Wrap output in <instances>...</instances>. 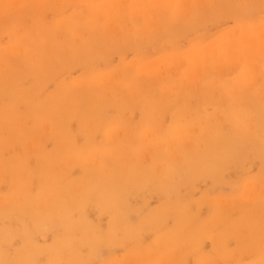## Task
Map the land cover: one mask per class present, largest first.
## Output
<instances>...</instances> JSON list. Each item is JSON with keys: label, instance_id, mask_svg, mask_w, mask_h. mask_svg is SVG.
I'll return each mask as SVG.
<instances>
[{"label": "rangeland", "instance_id": "rangeland-1", "mask_svg": "<svg viewBox=\"0 0 264 264\" xmlns=\"http://www.w3.org/2000/svg\"><path fill=\"white\" fill-rule=\"evenodd\" d=\"M3 1H5V3L8 2V0H3ZM28 1L29 2L27 3V0H26V2L24 4V5H27V7H28L27 11H25L23 8L22 9L19 8L17 10L16 5H15L16 8H14V4L11 1L10 3H8V5L11 4L10 5L11 9H9L10 12L7 14V16H9L8 19H6L4 17L0 18V64H1L0 65V114L1 115H2V113H1L2 109H4L3 110L4 111L3 116L0 115V134L4 135V136L0 135V140H1L0 145H1V143L3 144L0 146V148H1L0 152H3V153H0V155H1L0 168L3 167L2 169H0V177L3 176L2 177L3 179L2 178L0 179V192H1L0 197H2V199L0 198V200H1V202L3 200L6 201V199H7V201H9V200L14 201L13 196L20 197L21 193H23V194L25 193L24 196L25 195L26 196L24 199L27 198L26 200H24V199L20 200V198H23V196L20 197L19 200L18 199L16 200V198H15V200L19 201V202L15 203L16 205L14 207L12 206L10 209H12V208L15 209L13 212H14V214L16 212V217L13 214V212H10L11 213L10 217H0V227L1 226L6 227V228L11 229L12 231L16 232L17 230H20L21 227H24V226L30 227L32 225V224L30 225V222H31L30 217L32 215L30 213H28L26 211V209H21V207H23V206L20 207L19 204L20 205L22 204L25 207L28 205V203H29V205H31V203H33L35 206L40 205L41 207H31V208L32 209L35 208L33 210L34 212L40 211V210H48L51 214L55 209L61 208V207H53L55 205V203H56V206L68 205V204H70L68 201L71 202L74 199H77V198L79 199L81 194H83V195L88 194L86 199H84L85 203H84L83 207H84V211H85L86 220L89 224V229H92L93 231H95V233L98 236L102 237V239L106 243L103 244L101 247H99V249H98L99 251H97V253L95 255L90 253L91 247L89 245H87V243H81L79 246H77L76 255L79 254L81 256L80 258H78V260H75V258H74L76 255L73 256L72 254L68 253V251L62 250L60 258L55 259V260H59L58 263H56V264H166V262H167V264H207V263L208 264H264V263H262V262H264V151L261 150V152H259L260 149L257 150V149H253V148L246 146V149H245V147H243L242 151L239 152L242 155H240L239 153L235 155V157H237L238 155L241 156V157L240 156L237 157L238 158L237 161H235L236 160L235 157H232V159L229 158L226 160L224 157H222L223 155H221V153H220L219 156L218 155L215 156V160L213 161L212 164H208L209 159L208 160L207 159L201 160V158H198V156H196V152L193 149L190 148V150H186V146H184L182 144V145H180L179 148H176V150L178 149L179 152L181 151L180 153L179 152H177V153L186 154L187 156L189 155L188 160H190L193 163H194V161H195V163L198 162V166H197L198 168H196V169H198L199 174H198V171L195 169V171L191 175H187V173L184 171L185 170L184 168H182L183 171L180 174L179 172H181V170H182L180 167H183L182 164H179L175 157L174 158L169 157L170 159H168L167 158L168 152H166V151L164 152V150H163L164 148L161 147L162 149L161 148L159 150L157 149L156 153H158V154L156 155L157 157L155 156V158H154V156H152L149 153L151 144H148L149 141L147 140V138H145L143 136V131L141 130L143 128V126H144V128L147 126L145 128L147 130L146 132H149L148 129L149 128L152 129L153 126H154L153 128L157 127L160 129L161 128L163 129L165 127L166 130L161 129V134L165 133V131H166V133L164 134L165 135L164 137H166V135H167V138H169V136H170L169 131H171V129L175 123H178L179 121L183 122L182 120H184L183 123L185 125L188 124L190 121V123L187 126H189V125L193 126L195 124L194 121L196 122V120L198 119L197 120L198 122H196L198 128L195 127V129L197 128V131L198 130L201 131L200 132V134H201L200 140L198 138L200 135V134L198 135L199 131L197 133L198 143L200 142L202 144H205V142H206V144H208V145L210 144L211 149L213 150L215 145H217V144L211 143L212 139H214V138H213V136H210L211 133L208 136H206V132L210 130V132L212 131V133H214L216 131V133H218V134H223L224 131L227 133H231L232 132V126H231L230 120L232 117H230V114H232L231 112L233 110H234V113H237L238 110H240L242 113H244L243 111L250 112L253 114V117H254V115L259 116L260 112L262 113V111H264V108H262V105H264V57H259L257 60H255V64L257 65L256 71H255V74L256 73L257 74L254 75L255 81L257 79L256 78L257 76L260 77L259 78L260 80L257 79V81H258L257 84H256V82L253 84L252 81L248 82V80L247 81L243 80L241 82V79H242L241 72H242V68H243L242 66H244V65L240 64L241 62H239L238 64H236L234 66V64L230 65V63H228L227 61L226 62L224 61L223 63H216L217 65L215 67L212 65L213 62L209 65V67H210L209 70L207 68L205 71L209 72L211 75L213 74L212 75L213 77L212 76H210L211 78L207 77L210 74L205 76L207 78H204V81L206 79L210 78L209 81L207 80L208 84L206 82L202 81L203 82L202 83L201 81L197 80L199 76L198 77L195 76V80H192V81H194L193 82L194 84H191L192 81L189 80V82H187V80L189 79V76H186L184 74L186 72L184 70H186V69L188 70V72H190L189 62L187 63V60L183 57V55H181V54H183V52L187 51L188 49L190 50L191 46L196 45L197 43L200 44L203 41H205L202 43V45H205V44L207 45V42L208 43L210 42L209 40L213 41V40L220 38L222 36L238 35L241 32L240 31L241 30L240 25L243 24L244 22L253 21L254 24H257V22H258V24H261L262 22H264V15H261V14H264V11H262V10H264V0H255V2L253 1L254 4L250 3L253 8H250L247 10L249 14H247L246 9H245V11H242L243 9L241 10L239 6H236L235 1H237V0H235V1L232 0V2H230V0H216L218 8L217 7H215V9L212 8L215 11V13H213L214 15L212 14V16L214 17V18H212L213 20L211 19L212 16L210 15V13L208 14L205 12H204V14L205 15L208 14V16L206 15V17H207L206 18L205 15L203 14V18H202L201 11H204L203 9L205 7H203V6H206L205 5V4H207L206 0H203V1H205L204 3H203V1L200 3L201 0L200 1L197 0L196 2L194 0H191L194 2V3L191 2L193 4V6L194 7L196 6L195 7L196 10L199 8L198 10L200 11V9H201V11H200L201 14L196 13L197 15H195L191 20H189V21H193V19H194L193 22L194 23L196 22L195 26L197 27L196 28L195 26H192L193 22H191V23H189V24H191V26L189 25L190 29H187L189 27L185 26L186 25L185 18H180V17H182V15L179 17V19L177 18V24H174L170 20V16L164 10L163 11L160 10V9H162V7H160V4L162 5V2H160L159 0H157L158 3H157V1H151L150 4L153 3L152 9H155L156 12H157V10L160 13L162 12L161 16L159 15L158 12H157L158 14H156V15H158L159 18H162L163 20L166 19L168 21V22L167 21H165V22L168 25L167 26L168 29L170 28V30H169L170 32L169 31L163 32L162 28H160V26L157 27V25L153 24V22H152V24H149L150 22H147V21L151 20V17L155 12L154 10H150L151 12L149 13V15H148V12L145 13L144 11L142 13H140L141 10L139 11V13L136 12L137 13L136 14L135 10L130 9L133 7L132 6L133 2H131V0H127V1L124 0L125 2H127V5H124L125 8L127 9V13L129 11V13H131V15L128 13L124 17L121 18L122 20L125 19V27H127V30H126L127 32L126 31H125L126 33L122 32V35L124 34L123 37L120 33L121 30L120 29L118 30L117 24H115L116 20L114 22H112V23H114V25H112V24L110 25L111 21L114 20V19L111 20L112 18H110L111 17L110 15H108L107 17L111 21L106 16H105V19H102L101 17H100L101 19L100 18L98 19V21H100L98 26H97L98 30L95 29L97 31V33L94 31L95 32V34H94V32H93L94 29L92 27H90V23L87 24V22L89 21V15H87V11H85V9H83V8H80L81 9L80 14L77 17V15L75 14V12H76L75 2L73 0H49L50 2H48V4H46L45 3L46 1H45L44 2L45 4L44 5L42 4L44 6V8L41 9L40 11H39V8H37L38 10H35V8H34V6L37 7V4L39 6V3H37L35 5L33 4L34 2L36 3V0L35 1L34 0H31V1L28 0ZM39 1L40 0H38L37 2H39ZM52 1H54V2H52ZM98 1H100V0H98ZM181 1L186 2V0H181ZM182 2L180 3V5L182 4ZM222 2L224 5L222 4ZM196 3L199 7L196 5ZM260 3H261V7H260ZM124 4H126V3H124ZM251 5H249V6L251 7ZM136 6L134 7V9L138 8ZM183 6H184V4H183ZM158 7H160V8H158ZM182 7H180L182 9L181 14L184 15L185 11L183 10L184 8H182ZM207 7H209V9H211L210 6L208 5V6H206L205 11H209V9L207 10ZM258 8L260 10H258ZM213 10H212V12H213ZM18 11H20V12L18 13ZM38 11H39V13H38ZM132 11H133V13H132ZM152 11H154V12L152 13ZM217 12L219 15L217 14ZM245 12L248 15L247 19L244 18L246 16ZM250 12H252V13H250ZM257 12H259V13H257ZM11 13H13V14H11ZM143 13L145 15H143ZM223 13H224V15H223ZM139 14H140V16H139ZM228 14L230 15V17ZM240 14H242V15H240ZM35 15H37L36 18L34 17ZM38 15H40L41 18H39ZM44 15H45V17H43ZM150 15H151V17L148 20H147V18H145V19L143 18V16L149 17ZM162 15H164V16H162ZM25 16H26V20H25V18H23ZM137 16H138V18H137L138 20L136 19ZM209 16H211V17H209ZM216 16H220V17L217 18ZM234 16H236V17H234ZM16 17L19 19L14 21V19H16ZM63 17L65 19H67V23H61L62 22L61 20ZM196 17L199 18V20L196 19ZM208 17L211 19V21L208 19ZM201 18L203 19V21ZM205 18H206V20L208 19V21H205L204 20ZM216 18H217V20L219 19L217 22L215 21ZM220 18H222V19H220ZM240 18L244 22L239 20ZM248 19H250V20L248 21ZM102 20L105 22L107 21L108 24L105 22L103 23ZM101 21H102V24H101ZM138 21H140V22H138ZM169 22H170V25H169ZM24 24L26 26H28L29 29L27 28V30H22L23 26H24L23 28H26ZM130 24H132V25L129 26ZM146 24H148L150 26H148ZM183 24H185L184 25L185 28H184ZM100 25H102V27H101L102 29H104V27H106V29L108 28V35L105 36V38H102V37H104L103 35H101L102 37L101 36L99 37L100 34L98 33V31L99 30L102 31L99 27ZM12 26L16 27L17 33L20 32L19 30H17L18 27H19V29L21 28V30L24 31L23 35H25V36H23V37H25V38H23L22 36H21L22 37L21 39L16 38V36H14L13 33L11 32L13 30ZM140 26H143V27H140ZM30 27H32V28H30ZM110 27H111V30H110ZM136 27L138 29H136ZM154 27H156V29ZM4 28H6V29H4ZM130 28L131 29L133 28L132 31L129 30ZM145 28H148V30H150V31L145 30ZM153 28L157 31H155V30L151 31V29H153ZM173 29H174L175 33L172 31ZM4 30H6L5 33L3 32ZM90 30H92V31L90 32ZM128 30L131 32L132 35L127 36L130 33V32L128 33ZM109 31H110V33H109ZM171 31H172V33H171ZM156 32H158V33H156ZM177 32H179V33L177 34ZM117 33H119L120 35ZM166 34L167 35L168 34H176V36L175 35L167 36ZM90 35L92 36V41L89 40L91 37ZM213 36H215V37H213ZM253 36H255L257 39L259 37L258 35L256 36V34L252 35V37ZM107 37H108V39H107ZM168 37L171 40H168L169 39ZM109 38L112 40L109 41ZM115 38H117V40ZM151 38H152V40H150ZM164 38H165V40H163ZM206 38L207 39L210 38V39L206 40ZM135 39H138V40L136 41ZM41 40L43 42H41ZM115 40L117 41V43ZM143 40H144V42H142ZM147 40H149V41H147ZM79 41H81V42H79ZM103 41H105V42H103ZM166 41L169 44L171 43L170 41H174L175 45L174 44L173 45L176 47L171 46L172 49H174V50L178 49V51H176L177 54L181 53V54H179V59H178L179 60L178 62L179 63L181 62L180 63L181 66H179L180 64L177 63L176 66L175 65L172 66L175 68L172 69V67H170L169 72H167V70L165 71V74L170 73L168 75L170 77H172V80L170 78H167L168 75H165V74H164V76L162 75L164 73V72H162L163 70L161 71L162 74H161V72H159L160 73L159 75L158 74L153 75V74H149V73L138 74L137 66L133 67V64H131V63L136 62V60H138V58L140 60V57H141V59H144L147 55L150 56L151 52H152V54L150 57H152V59L150 57H148V58L146 57V59H144V60L157 61L156 59L159 57H160L159 59H162L163 55H161V54H164V53L166 54V52L169 53V50L171 49V48L169 50L165 49V48L170 47ZM82 42H83V45H81ZM113 42H114V44H113ZM193 42H196V44H193ZM15 43L17 45H19L20 47L22 44L26 43L29 46L30 56L23 58L19 54H17V55L15 54V53H18V51L11 50V51L7 52L4 50L5 47L13 46V45H15ZM84 44H86V45H84ZM110 44L112 45V47ZM115 44L117 46L114 49L113 45H115ZM142 44H144V45H142ZM199 44H197V45H199ZM54 45H55V47H54ZM108 45L110 46V47H108L109 50L110 51L112 50L111 52L107 48ZM148 46H150V47H148ZM166 46H168V47H166ZM262 47H264V46H262ZM104 48H105V50H104ZM146 48L149 50V52ZM71 49L74 50V52H73L74 55H71V53H68V52H70ZM106 50H108L110 53L108 54V52ZM174 50H170V52L174 51ZM92 51H94V53ZM105 51H106V53L102 54V52H105ZM143 52L145 55L147 54L145 57H142V55H144ZM253 52H255V51H253ZM91 53H92V55H91ZM14 54L17 57H15ZM165 54H164V58H165L164 60L165 61L160 62V65H159L160 67L162 66L161 64L164 63V65H166V63H167L166 57H168V54L167 55H165ZM155 55L156 56L159 55V57H155ZM95 56H96V58H95ZM153 56L155 57V59ZM38 58H39V61L38 62L35 61V60H38ZM253 59H254V57H253ZM74 60H76V61H74ZM81 61H82V63H81L82 66L80 64ZM5 63H10V66H9L8 71L3 73L1 69L4 68ZM77 64L79 66H77ZM177 65H178V67H177ZM71 66H74L73 69L71 68ZM218 66H220V67H218ZM111 67H113V68H111ZM212 67H213V70H212ZM163 68L164 67L160 68V70ZM176 68H177V70H176ZM179 68H181V69L179 70ZM194 68L195 69L193 71H191V73L193 72L194 75L196 73L200 74V71L202 69L200 68L201 70L198 73V71H196L197 70L196 68H198V67H194ZM134 70H135V72H134ZM198 70H199V68H198ZM114 71H115V73L116 72H119V73L123 72V74H121V78H122L123 83L124 82H126V84L133 83L135 80H137L135 83H137L138 84L137 86H140V88H142V89L140 90V88H139V92H138V94H136L137 92L134 93L132 91H128L126 88H123L124 84L121 82L122 85H121V83L119 84L120 89L118 88L119 85L117 86L119 91H121V88H122V91L119 92L120 93L119 95H121V94L122 95L121 96L118 95V97H119V99H118V97H117L118 90H116L113 87V86L116 87V85L114 83L108 84V87L104 88V91H103L100 88V86L97 85V82L95 80H93L94 83L92 82L91 90H89V91L85 90L86 91L85 93L83 92V90H81L82 89L81 87L74 88L73 86H71L72 81L75 79H79V78H81V79L85 78L86 79V78L93 77V76L95 77L98 73H99L98 75H104V74H107V72L110 73V72H114ZM174 73H176V75H174ZM191 73H190V77L192 76ZM144 74H146V75L149 74L153 79H154V77H157V78H155L154 80H151L152 78L150 76L149 77L147 76L148 80H146L147 77H146V75L144 76ZM139 75H141L142 78ZM157 75L159 76V78ZM160 75H162L163 79H165V80L169 79V82L165 81V80H163L164 83L161 82L162 77ZM56 76H57V78H56ZM138 77H140V78H138ZM175 77L177 78V80L175 79ZM133 78H135V80L132 81L131 79H133ZM183 78H184V80H183ZM129 79H130V82L127 83V81H129ZM192 79H193V76H192ZM249 79H251V78H249ZM156 80H158V81H156ZM182 80H183V82H182ZM214 80L216 81V84L213 83V82H215ZM146 81H148V82L146 83ZM151 81L152 82L154 81L155 83L154 82L152 83ZM196 81H197V83H196ZM219 81H220V83H219ZM150 82L152 84H150ZM167 82L169 83V87L167 85ZM175 82H177V83H175ZM246 82H248L249 84ZM42 83H44V84H42ZM186 83H188V85ZM204 84H206V86ZM224 84H225V86H224ZM246 84H248V85H246ZM154 85H157V86H154ZM162 85H163V87H162ZM172 85H173V90H172ZM175 85H176V87H175ZM191 85L194 88L193 90H192ZM195 85L198 87L197 92L195 90V88H196ZM215 85L218 87H215ZM219 85L221 86L220 90L218 89ZM185 86H187V87H185ZM200 86L202 88H205V89L201 90ZM209 86H211L210 89H209ZM154 87L155 88L157 87L156 91H155ZM161 87H162V89H161ZM165 87L170 88L169 89L170 91L168 89H166ZM174 87H175V89L177 88L178 91L183 88L182 92H181L182 94L184 93L183 96H182V94H179L177 90L175 91ZM188 87L190 88L191 91H189ZM38 88H39V90H37ZM40 88L42 90H40ZM158 88L161 90V92L158 91ZM179 88H181V89H179ZM67 89H70L69 91H72L70 95H66V92H68ZM150 89H152V90H150ZM114 90H116L117 92L116 91L114 92ZM144 90H145V92L143 95ZM164 90H165V92H164ZM38 91L40 94L42 92L43 93L40 95L38 93ZM76 91H78V93L75 94L74 92H76ZM109 91H111V92H109ZM171 91H172V93H170ZM200 91H201V93H200ZM4 92H5V94H4ZM140 92H141V94H140ZM162 92H164V93H162ZM166 92L169 94H173V95L170 96ZM188 92H189V94H188ZM194 92H195V94L196 93L198 94V95L196 94L198 97L194 94ZM203 92H205V93H203ZM35 93H37V94H35ZM56 93L61 95L60 98L59 97L57 98ZM82 93H84L83 95H86V96L87 95L92 96V97L90 96L91 98H93V99H91V101H90V97L87 96L89 98V101H90L88 103L98 102V100H99V102H98L99 106L97 105V103H95V104L93 103L95 105V107H96V105L99 107V108L98 107L95 108V109L98 108L97 110L94 109V111H96V112H89L87 110L84 111V108L86 107V109H87V107H88L87 106L88 100H84L85 96H83V95H81V96H83L82 98L80 97V94H82ZM108 93H110V94L108 95ZM157 93H158V97H156ZM175 93H178V95L176 94L174 96ZM190 93H192L193 96ZM224 93H225V96H224ZM250 93H252V95ZM38 94L40 96H38ZM73 94H75V95H73ZM78 94H79V96H78ZM151 94H152V96H151ZM237 94H239V98H237V96H236ZM248 94H250V95H248ZM93 95H95V96H93ZM133 95L134 96L136 95L135 96L136 98ZM153 95H155V96H153ZM199 95H200V97H199ZM206 95H208V96L206 97ZM35 96H38L37 100H35L36 99ZM142 96H145V97H142ZM176 96L177 97L179 96V99L181 101L180 100L178 101ZM180 96H181V98H180ZM68 97H69V99H68ZM70 97H73V99ZM87 97L85 99H88ZM94 97H96L95 100H94ZM151 97H153V98H151ZM174 97H176L177 101L174 100V102H173ZM16 98L20 99L21 102L16 100ZM62 98H63V100L65 99V102L63 101L65 104L64 103L62 104V101H61V103H59L57 106L51 105V106H53V108L49 105L55 101H57V102L60 101ZM138 98L139 99L141 98L142 100L140 99V102H139ZM148 98L149 99L151 98L152 101L148 100ZM14 99L16 100L15 105H13L15 102V101H13ZM66 99H68V101ZM109 99L111 100V102H108ZM122 99H123V101H122ZM134 99H136V100H134ZM145 99H146V101H145ZM160 99H162V100H160ZM165 99H167V100H165ZM185 99H186V102L183 101ZM251 99H253V101H251ZM70 100L72 103H69ZM79 100H80V102H79ZM153 100H154V102H153ZM169 100H171L170 103H169ZM75 101L80 103L79 104L76 102L78 105H81V106L84 105L83 109L82 108L80 109V107L77 105L79 107V108H77V110L80 109V111H78V112L75 108L76 107ZM187 101L189 104V108L187 107V109L191 108L190 111H188V110L186 111L185 105H187ZM10 102H12V104ZM57 102H56V104H57ZM81 102H83V105ZM114 102H115V105H114ZM151 102H152V104H151ZM155 102H156L157 106H155ZM157 102H159V103H157ZM171 102H172V104H171ZM178 102H180V104L182 102V105H181L182 108L185 107V108H183V109H185L183 111L181 106H179V108H180L179 114H181L182 111L184 113V114L182 113V115H180L181 118L178 117L179 114H178V116H176V113H178L177 111L179 109L177 110L176 106L173 105L176 103L178 106ZM240 102H242V104H243L242 108L244 107V109L241 108ZM86 103H87V105H86ZM105 103H107L106 107L102 106L103 104L105 105ZM122 103L124 104V106ZM255 103H257V104H255ZM25 104H27V105H25ZM30 104H32V105H30ZM93 104H90L89 107L90 106L93 107ZM100 104L103 108L100 106ZM145 104H147V105L150 104L148 106L146 105L149 108V112L147 111L148 110L147 107H146L147 109H145V107H144ZM253 104L257 105L255 107L258 110L254 111V108H253L254 105ZM21 105H23L25 107H23ZM60 105H63V106L69 105V106L68 107L66 106L63 109V107H60ZM117 105H119V106L115 107ZM120 105H122L123 107H120ZM167 105L168 106L170 105L169 111L166 110V108L168 109ZM171 105H173L174 107L172 108ZM5 106H7L8 109L14 107L16 109V111L14 109L15 113L12 111L13 113L10 112L11 115H10V113L8 114L7 113L8 110H7V108H5ZM16 106H17V108H16ZM43 106H45V107H43ZM54 106H55V109H54ZM258 106H259V108H258ZM46 107L47 108L50 107V109L48 110ZM92 107H90V108H92ZM110 107H112V108H110ZM217 107H219V108H217ZM65 108H66V110H65ZM69 108H70V110H69ZM90 108H89V110H90ZM116 108H118V109L120 108L121 110H118V109L115 110ZM45 109H47V111H49V113ZM59 109L64 110L65 114L61 113L62 110L60 111ZM142 109H143V111L145 110V112H148V113L145 114V112H143ZM150 109H151V112H150ZM172 109L174 110V112ZM261 109H262V111H261ZM57 110H59V113L62 115L59 116V113ZM98 110H99V112H98ZM52 111H54V112H52ZM170 111L173 113L170 114ZM30 112H32L31 114L33 115L32 121H31L32 115L30 114ZM50 112H52V115ZM74 112L79 113V115L74 113ZM85 112H87V114ZM97 112H98V114H97ZM101 112L103 113V116H101V114H102ZM186 112H188L189 114L187 113V115H186ZM228 112H229V114H228ZM4 113H5V115H4ZM45 113H48V115H50L51 118L54 119L53 123L51 121L52 119ZM54 113H56V114H54ZM143 113L146 116V119L144 118L145 116H143ZM200 113H202L203 115ZM24 114H27V115L30 114L31 116L29 115L28 117H25L26 118L25 119L23 117ZM80 114H82V115H80ZM99 114H100V117L99 116L97 117V115H99ZM120 114H122V116ZM37 115L39 118L37 117ZM71 115H72V120H70ZM76 115H78L77 119L74 118V117H76ZM85 115L93 116V118L91 117L92 119L89 118L90 122L86 121V120H88V117L85 119ZM44 116H46L45 117L46 120H44L45 119ZM62 116L64 118H62ZM174 116L178 117L179 119L178 118L177 119L179 121L176 120L173 123V121H174L173 119L175 118ZM196 116H200V117L194 118ZM203 116H204V119L200 120V118H203ZM222 116H224L225 118L223 119ZM232 116H233V114H232ZM16 117H17V119H16L17 121H14ZM18 117H19V119H18ZM65 117H67V118H65ZM95 117H97L96 119L100 118L98 120V122H100V120H103V119L106 120V118H107V120L109 119L114 124L115 123L121 124L122 121L125 120L126 126L121 124L122 126L120 125L119 128H117L119 125L117 126V124H115V126H116L115 127L114 124L110 122L112 124V126L115 127V129H113V130H115L116 132H117V130L122 131V133L120 132L121 135H119V132H117V134L115 133L116 136L118 135L117 137L115 136L114 133H112V135H114L116 137V140L118 138L117 141L122 139L121 141L118 142L119 144L117 143L116 140H114L115 138L114 139L110 138L112 143L114 141V145L117 143L118 144L117 146H119V147L113 146V145L109 147L111 141L108 140L106 142L107 138L105 136H107V135H105V134L108 131V129L106 130V128H107V126H108V128H110L111 124H109L108 122H106V123H108V125L103 124V123H105V120H103V123L101 125L99 124V126L101 128H103L104 132L105 131L106 132L105 133L102 131L99 132V130H102V129H98L97 130L98 132L96 131L97 132L96 134L93 132V134L91 135V133H92L91 129L94 128L93 130H96L97 128H99L97 126L98 122H96V124H95V121H97L95 119ZM120 117H121V119H120ZM73 118L75 119V121L73 120ZM151 118H153V119H151ZM242 118L248 119L247 116L245 115V113L242 114ZM259 118H260V116H259ZM10 119L13 121V123H12L13 128L11 127L12 128V129L10 128L11 130L8 129L9 125H10L9 123H11ZM49 119H50V121H49ZM147 119H148V121H149V119L151 121L153 120L152 124L150 121L148 122ZM191 119H193V121H191ZM20 120H22V122L24 120L25 122L22 123ZM37 120H38V122H37ZM40 120L42 122H44V121L45 122L43 124L41 123L42 125H40V122H41ZM59 120H61V121H59ZM65 120L67 121L66 122L67 126L64 122ZM206 120L210 124H208L206 122ZM210 120H212V122ZM18 121H20V122L18 123ZM47 121L51 122V123H49L50 126L52 124H54V125L56 124V125L55 126L52 125L50 127L48 125ZM57 121L60 122V125H61L62 121L64 122V125L62 124L64 129H68L69 124L71 122H73L70 125L71 127L67 130L68 136H67L66 131H64V133H66V135L64 133H62L63 131L59 132L62 128V125L60 126ZM83 121H85V122H83ZM93 121H94L93 125L97 126L96 128L92 124H88V123H91ZM120 121H121V123H120ZM247 121L252 123L251 119H249ZM15 122H17V123H15ZM33 122L34 123L36 122V123L34 124L35 126L34 125L32 126L33 127L32 129H34V127H35V129H36V127L40 128V129L37 128L39 130H36L35 133H34V130L30 129ZM128 122H129V124H127ZM144 122H145V124H144ZM147 122L149 125L151 124L152 126L151 125L148 126L146 124ZM220 122L222 124L225 122V124H223V126H221ZM37 123H39V124H37ZM46 123H47V125H46ZM160 123H162L163 125ZM13 124H15L16 126ZM76 124H77V127H76ZM79 124H81V125L84 124V126H80ZM86 124H88L89 126L92 125L93 128H92V126L90 128ZM123 124H124V122H123ZM19 125L21 126L20 127L21 131L24 130V128L22 129V127L25 126L24 132L27 133V134L22 133L23 134V138L21 137L22 139L20 138V136H22V135H20L21 133L17 134L18 132H16L17 130H19V129H17L19 127ZM37 125H40V126H37ZM58 125H59V127H58ZM127 125H130V126L127 127ZM206 125H209V127ZM225 125H226V127H227V125H228V127L230 125L231 129H230V127H229V129H228V127L226 128ZM45 126H48V127H46V129L48 128L47 130H45ZM86 126H88L87 130L91 131L90 134H86V135L93 136V138L90 136L91 138H87V139L94 140V138H95L94 136H96V139L93 141L95 143H91L92 145L93 144L94 145L91 146L89 143V150L93 149L92 151H95L96 153L98 151L97 155L100 156V160L105 157L104 160L102 159L103 162H105V163L104 164L100 163L99 165L102 164L104 166L106 164V166H105L106 168H108V166L111 165L112 167L110 166L109 168H111V170L117 172V175L114 174L115 172L113 174L116 175L118 178L125 177L124 176L125 171L127 173L126 176L132 172L129 168H126L125 165L127 167H130V166H128V164H131L129 161L131 159L135 160V158L138 161L135 160L134 165H133L134 167L131 166V168L136 169V167L138 166L137 168L140 169L142 166H139V164H142L143 169L141 168V171L146 168L145 165L148 166V164H149V160H147L148 158H150V160L156 159L157 162L153 161L154 165L156 163L159 164V165L156 164L155 165L156 167L164 166L165 161H166V164H169L168 168L170 170H171V168H173L175 166V168H173L174 170H171V171L169 170L170 173L172 172V174L169 173L170 178H169V176H167L168 180L166 179V176H164L165 178L163 177V183H162V175L161 174H157L155 176L156 172L159 173L158 170H160L162 168L159 167L158 170L156 168L155 169L156 171H154L155 174L152 175L154 173L153 169L155 168V166L153 164H151L152 161L150 162L149 166H150L153 173L152 174L150 173V175L148 174V172H151V170L148 169L149 166L144 170V171H146L148 169V171H147L148 175H145L146 173L144 171L143 172L145 174L142 172V174H144L147 179L144 178L145 176L143 177L142 174L140 175L141 172L140 173L135 172V173H137V175L139 173L140 176H138V178L139 177L141 178V176H142L144 178V179L143 178L142 179L145 181L143 182L142 188L139 190L132 188L131 184H130V186L128 185V187L130 188V191L127 192V194H125L124 203L122 205L124 212H125V215H126V219H123L124 222L120 223L119 225H115V223H113L111 212L109 210H107L105 207H103L104 205L101 202V198L99 196H97V193H96L97 190L95 189V187H93L94 185L105 182L104 180H106V176H103L104 174L101 175V173L99 174V171H101V169H103L102 165H101V169L98 172H96L97 174L95 173L94 170H93V172H89L92 169H94V168H92L91 165L94 163V167L96 164L98 166L99 162L97 159H95L96 158L95 152L91 153V154H94L93 156L95 157L92 159L93 162L91 160V158L93 156L90 155V153H89L90 151H88V153H89L88 155L86 154L87 152L86 153L84 152V151L88 150V146H87L88 140L85 137L83 139V136H85V134H83V131H84V133L87 131L85 128ZM103 126H105V127H103ZM131 126H132V128H131ZM220 126L223 129H221ZM5 127H7V128H5ZM14 127L16 128V130L14 129ZM49 127L51 129H52V127L53 128L56 127L59 130H57L56 134L52 135L51 134L52 131L51 132L48 131V130H51V129H49ZM82 127H83V130H81ZM114 127H112V128H114ZM206 127L209 129H207ZM75 128L78 129L82 133L81 135H83V136H81L80 133L74 134L77 132ZM168 128L170 130H168ZM204 128L206 130H204ZM26 129H28V131ZM64 129H62V130H64ZM70 129L73 130V134H74L73 136L78 135L79 138L71 136L72 133H69ZM122 129H124L126 131H123ZM127 129H128V131H127ZM218 129H219L220 133L217 132ZM2 130H3V132H5L4 134L1 132ZM13 130H15L14 133H13ZM20 130H19V132H21ZM44 130H45V132H44ZM72 130H71V132H72ZM131 130H133V131L131 132ZM139 130H140V132H139ZM29 131L30 132L32 131L31 134ZM42 132H43V134H42ZM87 132H89V131H87ZM123 132H125V133H123ZM133 132H135V133H133ZM136 132H138V134L140 133V136H141L140 139L141 140L137 139V138H139V135L136 134ZM202 132H204V133H202ZM6 133H8V134L13 133L12 134L13 138L10 136L12 138V140L11 139L9 140V136ZM58 133L64 134L62 137L65 136L69 140V142H68V140L64 141L66 138L61 139L62 137ZM99 133H101V135ZM236 133H239V131L237 129H236ZM39 134H40V136H38ZM124 134H125V136H124ZM244 134L246 136H249L246 133H244ZM25 135H26V137H25ZM57 135H58V138L56 139L55 136H57ZM103 135H105V136H103ZM132 135H133V137L131 138ZM145 135H147V134L145 133ZM29 136H32L31 139ZM53 136L55 137L57 143L54 141ZM59 136H60V138H59ZM98 136L100 139L98 138ZM123 136L126 137L127 140L133 139L132 141L135 142L134 146H129V145H132L133 142L130 140L131 141V144H130L129 140L128 141H126V139L123 140L124 139ZM226 136H227V134H226ZM242 136L244 139L246 138L244 135H242ZM2 137L5 138V140L7 139L9 142H7V140L3 142L4 139L2 140L1 139ZM14 137H16L15 140H14ZM49 137H52V141ZM70 137H72V138H70ZM77 138H78V140H76ZM112 138H113V136H112ZM23 139H24V141H23ZM38 139L42 140V141H40L41 142L40 144H42V145L39 148H38V146L36 147L34 145L35 143H37L39 141ZM202 139L205 141H203ZM17 140H19L20 142ZM25 140H27V141L31 140L32 142L29 141V143H28ZM43 140L45 142H43ZM46 140H48V141H46ZM58 140L61 141V143H62L61 145L58 142ZM139 140H140L141 146L139 145ZM76 141H77V144L75 143ZM144 141H146V143ZM124 142H125L124 145H126L125 149L122 147L121 150H119V148L122 146V144ZM126 142H128L129 145ZM23 143H25V144H23ZM68 143L70 145L69 149H68ZM29 144H32V146L30 145L31 146L30 148H29ZM56 144H59L61 146V148H59L60 147L59 145H58V147H56ZM24 145L26 147H28V148H26L27 150L25 148H23V147H25ZM127 145H128V147H130V148L132 147V148L131 149L128 148L129 150H127ZM142 146L144 148H142ZM145 146H147L148 148ZM181 146L184 147V149H183L184 153L180 149V148H182ZM76 147H77V149H75ZM103 147L105 149L106 148L108 149V147H109V149H111V151L108 150V152H107L106 151L107 149L106 150L103 149V151H106L105 155H104L103 151H102ZM112 147H114L113 151H112ZM136 147H139V148H136ZM42 148L45 151H42L43 150ZM56 148L58 149V151L61 152V154L58 151L56 153L54 151H52L53 149L56 150ZM65 148L67 149L66 152L64 151V150H66ZM116 148H118V150ZM133 148H136L139 151H136V149H133ZM34 149L36 152H39L38 154H36L37 156L35 155L36 157L34 155H32L34 153L33 152ZM37 149H38V151H37ZM132 149L135 153L133 151H132V153H129L130 150H132ZM142 149H144V150H142ZM147 149H149V150H147ZM187 149H189V147H187ZM28 150L29 151L32 150L31 154L29 153ZM69 150L70 151L72 150V153L76 154L73 157L75 159V160L73 159V161L71 159L72 154ZM100 150L102 151L101 153L103 154V156L99 152ZM116 150L119 154L117 152H115ZM122 150L123 151L127 150L128 151L127 155ZM140 150L144 151L145 153L147 150V153H149L150 156L148 157L147 156L148 154L144 155V153ZM160 150H162L163 152ZM40 151H41V153H40ZM110 152H112L113 155L116 153V155H114V157H110V156H112ZM138 152H140V154ZM160 152H162V154ZM66 153L71 154V156L69 154L70 159L69 158L65 159L68 157V156L66 157ZM81 153H83L82 156H80ZM128 153L130 155H128ZM163 153H164V157L161 156V155H163ZM135 154H137V155H135ZM49 155H52L55 158V159H53V162H52V156H49ZM83 155H85V156H83ZM117 155L119 156V158L122 157V158H120L122 162L120 161V159L118 157H117L118 159L116 158ZM131 155H133V156L131 157ZM141 155L142 156L144 155L143 158H145L146 156L148 158L146 157L147 159L145 158L143 160L144 162H142L141 160L143 158ZM44 156H48V158H46ZM76 156H77V159L75 158ZM101 156H102V158H101ZM106 156L107 157L109 156L108 157L109 159H106L107 158ZM134 156H135V158H134ZM2 157H3V159H5V158H6V160L8 159V161L13 160L11 158H14L15 163H14V160H13V162H9L10 165L14 164V166H15V167H12L13 169L11 171L9 170V167L7 166L9 164H7V165L3 164V163L6 164L7 161L3 160ZM17 157L19 158L20 163H19V160ZM42 157H44V160H46V161H42L43 163L41 162ZM56 157H57V159L59 157H61V158H59L61 160L58 159L60 162H57L58 160L56 159ZM62 157H63V159L67 160L68 163H65L67 161H62ZM84 157L87 158V161L85 159L83 162L82 159H84ZM88 157H90V158L88 159ZM124 157H126V158H124ZM139 157L141 158V160H139L140 159ZM162 157H163V159H162ZM32 158H34V159H32ZM110 158L112 160L114 159V161L118 160V162L116 164V165L119 164L118 167L115 165V163L113 164L114 161L110 160ZM158 158L159 159L161 158L160 160H162V161L160 162L159 160H157ZM233 158H235V159H233ZM37 159H39L40 161L38 160V162H37L36 161ZM49 159H51V161ZM80 159L83 163L86 162V166H87V164L90 165V167L89 166L88 167L92 168V169L90 170L89 168H87V170H86V167L84 166V170H82L83 168H81V167H83V165H85V164L82 165ZM128 159H129V161H127ZM173 159H175L174 160L176 162L175 164L172 161ZM194 159H196V160H194ZM199 159L202 162V163L200 162V164H199ZM21 160H24V161L21 162ZM133 160H131V162ZM167 160H168V162H167ZM74 161H76L75 165L73 164ZM89 161H91L90 163H92V164H90ZM145 161L146 162L148 161V163L144 164ZM217 161L219 162V165L216 164ZM231 161H233V162H231ZM240 161H241V163H239ZM48 162H50V163L48 165H46ZM69 162H72V163H69ZM109 162H110V164H108ZM171 162H172V164H174V166H172ZM206 162H207V164H206ZM236 162H238V164ZM17 163H19V164H17ZM76 163H79V164H76ZM80 163H81V165H80ZM214 163L216 164V167H215ZM223 163L224 164L226 163V165L224 167L222 166V165H224ZM28 164L30 166H32L33 169H31V167ZM39 164H42V166L40 165L39 168H35V166L38 167ZM177 164H179V165H177ZM201 164L202 165L204 164V165L202 166ZM220 164H222L221 167H220ZM16 165L17 166L19 165V167H20V165H21V167L24 166L23 168L20 167L22 170L21 172H20V168L17 170V173L20 172L21 176L16 175V172H15L16 171L15 169H17ZM27 165L29 166V169H27L28 168ZM50 165H52L54 167L51 168ZM151 165H153L152 166V167H154L153 169H152ZM196 165H197V163H196ZM199 165H201V166L199 167ZM11 166H13V165H11ZM57 166H58V168H56ZM45 167H46V169H44ZM105 167H104V170L106 169ZM119 167H120V169H118ZM165 167H167V165ZM208 167H210V169H208ZM41 168L43 169L42 171L45 170L44 171L45 174H46V172L49 173V171L51 173H53L52 175L55 174L53 176L54 178L52 177L54 182H52V180L50 179L51 173L48 175L46 174L45 175L46 177H43V179H42V177H40L41 179L38 178V174L44 176L42 174L44 172L41 171ZM54 168H55V170H54ZM98 168L95 167L96 171ZM121 168L123 169V171ZM124 168L129 169L130 172H128L126 169L124 170ZM23 169H25L26 171H24ZM52 169H53V171H51ZM138 169H136V171ZM217 169H219V170H217ZM85 170H86V172L84 173V175H85L84 176L83 172ZM106 170H108V169H106ZM201 170H202V172H201ZM3 171L5 172V174ZM28 171H30V172H28ZM37 171H39V172H37ZM103 171H101V172L104 173ZM208 171H209V173L211 171L212 174L211 173L209 174ZM214 171H215V173H214ZM108 172H110V171L108 170L107 173ZM195 172L197 173L198 177L196 176ZM206 172H207V176H202V175H206L205 174ZM13 173L15 174V176L17 178H19L21 180L18 181V179L16 177H14ZM110 173H108V174L110 175ZM121 173H123V174H121ZM135 173H134V175H136ZM178 173L183 177H179ZM200 173L202 175H200ZM29 174H30V177H29ZM119 174L122 176H120ZM173 174H176V175H173ZM184 174H186V175H184ZM4 175H6V177ZM9 176H10V178H9ZM35 176L37 177V179ZM47 176H49V177H47ZM102 176L105 177L104 180H103ZM158 176H159V179L161 177V179H160L161 184L158 183L159 182ZM82 177H83V179H82ZM98 177L100 180L98 179ZM7 178L10 179L9 182H8ZM14 178L17 179V182L21 183L20 181H22L24 183L19 186V184L15 181ZM86 178H89V179H86ZM179 178L181 181L183 180V183L180 184L181 181L179 180ZM48 179L51 181V183L48 181ZM69 179H70V183L74 182L72 186H70L71 185L70 183L68 186L67 180L69 181ZM150 179L151 180L153 179V180L151 181ZM164 179H166L167 181ZM170 179H171V181H169ZM75 180L79 181V182H77V185L75 184V182H76ZM83 180H84V182H83ZM88 180H89V182L90 181L91 182L89 183ZM178 180L180 181L179 183L177 182ZM38 181H42V184L39 183ZM47 181L50 185V186L48 185L49 187H47V184H46ZM85 181H87L86 186H84ZM122 181L123 180H121V182ZM164 181L170 182V183L167 185L166 183H164ZM174 181H176V182H174ZM10 182L14 183V184L16 182L18 185L15 184L14 187L19 186L20 188L15 187L16 188L15 189L13 187V184H11ZM171 182H173L174 184H172ZM184 182L187 183V185L183 186L182 184H184ZM252 182L254 183L255 186H257L259 188V189H256V190H258V192H259V190H261L260 195H259V199L256 202H252L251 197L247 196V195H246L247 196V199H246V196L244 197V193H243L244 189H245L244 186L247 185V183L249 184ZM8 183H10V184H8ZM25 183H26V185H25ZM43 183L46 184L47 188H50V189H47L45 187V189L47 190V193L45 191L44 194L45 193L46 194L44 196L41 194V190L44 191V186H45V184H43ZM78 183H79V185H78ZM80 184H81V186H80ZM152 184L153 185L155 184V187ZM162 184H164V185H162ZM165 185H167V187L163 188L162 186H165ZM169 185H171V186L169 187ZM181 185H182V187H181ZM8 186L10 187V189ZM30 186H32V187L30 188ZM77 186L82 188L81 192H79L80 188ZM82 186H84L85 188ZM179 186H180V188H178ZM38 187H39V190H37ZM78 188H79V190H77ZM154 188L157 191H155ZM159 188H162V189H159ZM240 188H242V189H240ZM18 189L21 190V191L19 190L21 193L17 192ZM29 189H31V191ZM52 189H53V191H55V190L56 191L55 192L52 191L53 192L52 193L51 192ZM179 189H180V191H179ZM35 190L40 192V193H38V192L37 193L41 194L43 197H41V195H38ZM49 190H50V192H49ZM7 191H9V192H7ZM32 191H34L35 193L33 192L34 194H32ZM145 191H147L146 192L147 194L145 193ZM153 191H155V192H153ZM238 191L241 193H238ZM5 192H7V193H5ZM30 192H31V194H30ZM48 193H49V195H47ZM50 193H52V195H54V194L58 195L59 194L60 197H58L56 195V196H54V199H53V197L49 199V197L52 196ZM175 194H177L176 198L174 197ZM30 195H32L30 198L34 199L33 202H31L32 199L30 201V198H28ZM33 195H35V198L33 197ZM7 196H8V198H7ZM11 196L13 199L11 198ZM45 196H47V197H45ZM9 197H10V199H9ZM207 197H209V198L211 197L214 201H218V198H219V201L221 200L220 198H222L223 201H224V199H227L229 201V205L232 201H234V202L231 203L233 205H230V206L228 204L226 205L228 210L226 209V206H224V205H222L221 207L219 205V208H220L219 209L217 203L214 202L217 205V208H216V205L213 204V200L209 199ZM44 198L45 199L47 198V199H46V201H44V203H42L41 200L42 199L44 200ZM58 198H60L62 202L67 203V204H64L60 201V205H59V202H55V200ZM127 198H129V201ZM214 198H217V200ZM35 200H38L37 203H35L36 202ZM13 201L12 202L10 201L9 203L7 202L8 205L12 204ZM20 201H21V203H20ZM26 201H28V202H26ZM47 201H49V202H47ZM204 201H205V203H204ZM191 202L194 205L190 207ZM181 203H183L184 205ZM172 204L174 205L173 207H172ZM180 204L183 206H181ZM196 205H198V206H196ZM176 206H177V208H179L181 206L179 208L180 210L175 208ZM188 206L191 209L190 211L191 212L193 211L192 213L191 212L188 213V211H189L187 208ZM16 207H18L19 210H17ZM192 207H196V208H192ZM214 207L216 208V210L219 209L218 210L219 213H218V211L216 212L218 217L214 213V211H215ZM26 208L28 209L30 207H26ZM66 208L67 209L71 208L72 210L75 208V211H73V213H75V215L73 214V218L78 217L76 215V213H77L76 209L78 208V207H76V204H73L70 207L66 206ZM4 209L10 210L8 208H4ZM174 209L175 210L177 209L176 214H175ZM182 209H183V211H182ZM194 209L196 210L195 213H194V211H195ZM0 210H2V209H0ZM18 212H19V214H18ZM178 213H179V216H178ZM180 213H182V214H180ZM52 214H54V213H52ZM187 214H188V216H187ZM192 214L194 215L193 217H192ZM156 215L158 217H156ZM173 215H175V216H173ZM145 217H147V218L150 217L153 221H154V219L157 221L159 219V217L161 219L163 218L161 220L162 225L160 223L159 226L156 225V226L152 227L151 225H145L138 220V218H145ZM174 217H176V218H174ZM178 218H179V220H178ZM239 218H240V220H239ZM28 219H29V221H28ZM188 219H190V220H188ZM197 219L200 221L198 222ZM195 220L198 223H197V225L194 226ZM1 221H2V223H1ZM11 221H12V223H11ZM212 221H213V223H212ZM187 222L190 224H188ZM200 222L202 223V225L199 226V224H201ZM23 224H25V225H23ZM125 224H127V225H125ZM129 224L138 225V228L133 230V232H134L133 235H130V232L127 230V226ZM185 224H187V225H185ZM14 225H16V226H14ZM196 226H199V227H196ZM203 230H205V231H203ZM111 234H112V236H111ZM205 234H207V235H205ZM87 235H89V232L86 228L79 227V228H76V229L72 230L71 232H69L68 229H66L65 226H63V224L51 223L48 226H46L45 229L42 228L41 230L33 231L31 244L37 246L38 248H44V249L48 250V249H52V247L56 244V242L60 238H63V237L67 238L68 236H70V237H74L77 239V238H82V237L87 236ZM160 235H162L161 236L162 239L160 238ZM113 236H115V238H114V239H116L115 241H111ZM19 237H20L19 235L18 236L14 235L11 242L5 241L2 243V251H4V253H6V255L8 257H13L15 255L14 251L16 252L17 249H18L17 251H19L21 248L24 247V243H23L22 239ZM222 240H224V242ZM180 241H181V244H180ZM21 242H22V244H21ZM169 242L171 243V245ZM187 242H189V243H187ZM189 244H190V246H189ZM161 246H164L165 248H163ZM172 247L174 248L173 249L174 251H172ZM160 248L163 249L162 251L159 250L161 252V254L163 255V258L167 259L165 261V263L163 261H160L161 258L156 259L153 256H149V254L151 255V253L157 252L158 249H160ZM185 248H187V249H185ZM14 249H16V250H14ZM228 249H229V251H228ZM152 250H154V252ZM159 251H158V253H160ZM146 253H148V256ZM137 254H139V256H143L144 262L141 260L135 259V257L138 256ZM178 258H179V260H176ZM173 261H175V262H173ZM32 264H55V261H51L46 254H43L42 256H40L39 259H36V260L34 259L32 261Z\"/></svg>", "mask_w": 264, "mask_h": 264}, {"label": "bare ground", "instance_id": "bare-ground-1", "mask_svg": "<svg viewBox=\"0 0 264 264\" xmlns=\"http://www.w3.org/2000/svg\"><path fill=\"white\" fill-rule=\"evenodd\" d=\"M12 1V3L14 4V8H16L17 7V10L20 8V9H24L25 11H27L28 10V7H27V5H24L25 4V2H26V0H8V2H6L5 3V1H3V0H0V18L1 17H4V18H6V19H8V17L9 16H7V14L10 12V10L9 9H11V4L10 5H8V3H10ZM31 1V0H30ZM35 1V0H34ZM38 0H36V3L34 2L33 4L35 5V4H37V3H39V6H38V4H37V7H35L34 6V8H35V10H38L37 8H39V11L41 10V9H43L44 8V4L46 3V4H48V2H50L49 0L47 1V0H40L39 2H37ZM46 1V2H45ZM74 2H75V8H76V12H75V14L77 15V17L79 16V14H80V8H83V9H85V11H87V15H89V21L87 22V24L88 23H90V27H92L94 30H93V32L95 31L96 33H97V31L96 30H98V24H99V22L100 21H98V19L101 17L102 19H105V16L107 17L108 15H110L109 17L110 18H112L111 20H113V21H111L108 17V19L111 21V23H110V25L112 24V25H114V23H112V22H114L115 20H116V22H115V24H117V27H118V30L120 29L121 30V35H122V32H125L126 30H127V27H125V19H121L122 17H124L126 14H128L129 13V11H128V13H127V9L125 8V6L124 5H127V2H125L124 0H100V1H98V0H73ZM127 1V0H126ZM151 1H157V0H131V2H133L132 4V8H130V9H133V10H135V13L137 12V13H139V11L141 10V12L140 13H142L143 11L145 12V13H147L148 12V15H149V13L151 12L150 10H154L155 11V9H152L153 8V3H151L150 4V2ZM160 2H162V5L160 4V7H162V9H160V10H164L169 16H170V20L174 23V24H177V18L179 19V17L182 15V17H180V18H185V21H186V25L185 24H183V26L185 25V26H187V27H189V25L191 26V24H189V23H191V22H193L194 21V19H193V21H189V20H191L195 15H197L196 13H200V11H201V9H200V11L197 9H195V7L193 6V4L191 3V2H193V1H191V0H186V2H182L181 0H159ZM195 2L197 1V0H194ZM200 1V0H199ZM203 0H201L200 1V3L202 2ZM233 1H235V0H233ZM253 1L255 2V0H237V1H235V4H236V6H239L240 7V9L242 10V11H245V9H246V12H247V14H249L248 13V9H250V8H253L252 7V5L250 4V3H252V4H254L253 3ZM29 1L27 0V3H28ZM45 2V3H44ZM52 2H54V1H52ZM130 2V1H129ZM128 2V3H129ZM182 2V4L180 5V3ZM205 1H203V3H204ZM230 2H232V0H230ZM257 2V1H256ZM124 3H126V4H124ZM157 3H158V1H157ZM194 3V2H193ZM198 3V2H197ZM197 3H196V5H197ZM199 3V4H200ZM206 3L207 4H205L206 6H210V8L211 9H209V7H207V10L209 9V11H205V8H206V6H203V7H205L203 10L204 11H201V13H202V18H203V14H204V12L205 13H210V15L212 16V14L213 13H215V11L212 9V8H214L215 9V7H217V3H216V0H206ZM31 4V3H30ZM43 4V5H42ZM183 4H184V6H183ZM222 4H223V2H222ZM221 4V5H222ZM15 5H16V7H15ZM32 5V4H31ZM137 5V6H136ZM202 5V4H201ZM220 5V4H219ZM224 5V4H223ZM222 5V6H223ZM243 7H241V6ZM249 5H251V7L249 6ZM129 6V5H128ZM138 7L137 9H134V7ZM183 6V7H182ZM198 6V5H197ZM160 7H158V8H160ZM180 7H182V8H184L183 10L185 11V13H184V15L183 14H181V12H182V9L180 8ZM199 7V6H198ZM259 7V6H258ZM260 7H261V3H260ZM13 8V9H14ZM218 8V7H217ZM224 8V7H223ZM32 9V8H31ZM129 9V8H128ZM220 9V8H219ZM227 9V8H226ZM23 10V11H24ZM137 10V11H136ZM196 10V11H195ZM212 10H213V12H212ZM221 10V9H220ZM257 10V9H256ZM258 10H260L259 8H258ZM39 11H38V13H39ZM154 11H152V13L154 12ZM199 11V12H198ZM218 11V10H217ZM262 11H264V10H262ZM20 11H18V13H19ZM157 12L159 13V15L161 16V13L157 10ZM156 11L154 12V14L152 15V17H151V15L148 17H146V16H143V18L145 19V18H147V20L148 19H150V17H151V20L150 21H147V22H150L149 24H152V22H153V24H156L157 25V27H159L160 26V28H162V31L163 32H166V31H169L170 30V28L168 29V25H167V23L165 22V21H167L166 19H162V18H159V16L158 15H156V14H158ZM212 12V13H211ZM222 12V11H221ZM220 12V13H221ZM246 12H245V14H246ZM17 13V14H18ZM132 13H133V11H132ZM134 13V14H135ZM136 13V14H137ZM200 13V14H201ZM228 13V12H227ZM242 13V12H241ZM250 13H252V12H250ZM257 13H259V12H257ZM5 14V15H4ZM11 14H13V13H11ZM29 14V13H28ZM130 15H131V13H129ZM208 14H206L207 16H208ZM217 14H218V12H217ZM246 14V16L244 17L245 19H247V15ZM20 15V14H19ZM24 15V14H23ZM143 15H145L144 13H143ZM205 15V14H204ZM206 15H205V17H206ZM214 15V14H213ZM219 15V14H218ZM222 15V14H221ZM223 15H224V13H223ZM229 15V14H228ZM240 15H242V14H240ZM257 15V14H256ZM261 15H264V14H261ZM11 16V15H10ZM18 16V15H17ZM27 16V15H26ZM26 16L25 17H23V18H25V20H26ZM36 16L37 15H35L34 17L36 18ZM129 16V15H128ZM139 16H140V14H139ZM162 16H164V15H162ZM211 16H209V17H211ZM232 16V15H231ZM22 17V16H21ZM29 17V16H28ZM38 17L39 18H41V16L40 15H38ZM43 17H45V15L43 16ZM88 17V16H87ZM132 17V16H131ZM135 17V16H134ZM133 17V18H134ZM201 17V16H200ZM208 17V19L211 21V19L212 18H214L213 16L211 17V19ZM217 18L218 17H220V16H216ZM225 17V16H224ZM227 17V16H226ZM229 17H230V15H229ZM234 17H236V16H234ZM11 18V17H10ZM100 18V19H101ZM129 18V17H128ZM138 18V16L136 17V19ZM141 18V17H140ZM201 18V19H202ZM207 18V17H206ZM206 18L204 19L205 21H208V19L206 20ZM217 18L215 19V21L217 22L218 20H217ZM223 18V17H222ZM222 18H220V19H222ZM243 18V19H244ZM19 18H17L16 17V19H14V21H16V20H18ZM30 19V18H29ZM132 19V18H131ZM130 19V20H131ZM196 19H198L199 20V18H197L196 17ZM200 19V20H201ZM236 19V18H235ZM22 20V19H21ZM134 20V19H133ZM138 20V19H137ZM169 20V19H168ZM197 20V21H198ZM213 20V19H212ZM239 20H241L242 21V19L240 18ZM250 19H248V21H249ZM62 22L61 23H67V19H65L64 17L62 18V20H61ZM103 21V20H102ZM102 21H101V24H102ZM121 21V22H120ZM180 21V20H179ZM202 21H203V19H202ZM214 21V22H215ZM260 21V20H259ZM105 21H103V23H104ZM132 22V21H131ZM138 22H140V21H138ZM146 22V21H145ZM168 22V21H167ZM242 22H244V21H242ZM262 22V21H261ZM9 23V22H8ZM105 23H107V21L105 22ZM129 23V22H128ZM196 23V22H195ZM195 23L193 22V24H192V26H195ZM208 23V22H207ZM108 24V23H107ZM134 24V23H133ZM173 24V25H174ZM25 25V24H24ZM132 24H130L129 26H131ZM146 25H148V24H146ZM169 25H170V22H169ZM242 25V26H241ZM240 25V33L238 34V35H233V36H222V37H220V38H217V39H215V40H213V41H211V40H209V39H207L206 38V40H209L210 42L208 43L207 42V45L205 44V45H202V43L203 42H205V41H203L202 43H197V44H199V45H197L196 44V42H193V44H196V45H193V46H191V49L189 50H187V51H185V52H183V54H181V53H178L177 54V52L176 51H178V49L177 50H174V49H172V47L175 45V43H174V41H170L171 43L169 44L167 41V43H168V45L170 46V47H168V46H166V47H168V48H165V49H170V50H174V51H171L170 52V50H169V53L168 52H166V54L165 55H167L168 54V57H166V65H164V63L163 64H161L162 66L160 67L159 65H160V62H164L165 60V58H164V54H161V55H163V58L162 59H159L160 57H159V55H155V57H159V58H157L156 60L157 61H151V60H144V59H146V57L148 58V57H150L151 56V54H152V52L150 53V56H148L147 54V56L144 54V52H143V54L144 55H142V57H145L144 59H141V57H140V60H139V58H138V60H136V62H134V63H131V64H133V67L134 66H137V71H138V74H141V73H149V74H153V75H156V74H160L159 72H161L162 70V72H164L163 74H162V72H161V74L164 76V74H165V71L167 70V72H169V69H170V67H172V66H176V64L178 63V64H180L178 61V59H179V54H181V55H183V57L187 60V63L189 62V65H190V72H188V70L186 69V70H184V71H186L184 74L186 75V76H189V79L187 80V82H189V80L190 81H192V80H195V76L196 77H198V79L197 80H199V81H203V82H206L207 84H208V81L210 80V76H212L209 72H207V71H205L207 68H208V70H209V65L213 62V66L215 67L217 64L216 63H223L224 61L226 62H228V63H230V65H233L234 64V66L236 65V64H238L239 62H241L240 64H242V65H244V66H242L241 68H242V72H241V74H242V79H241V82L243 81V80H245V81H247L248 80V82L249 81H252V83L254 84L255 82H256V84L258 83V81H257V79H259L260 77L259 76H257L256 78V81H255V77H254V75H256L255 74V71H256V64H255V60H257L259 57H264V47H262V46H264V22H262L261 24H258V22H257V24H254L253 23V21H251V22H244L243 24H241ZM116 26V25H115ZM148 26H150V25H148ZM182 26V27H183ZM185 26H184V28H185ZM24 27V26H23ZM22 27V30H27V28L29 29V27L28 26H26L25 25V27L26 28H23ZM100 27V29L102 30V31H98V33L100 34L99 35V37L101 36V35H103L104 37H102V38H105V36H107L108 35V28L106 29V27H104V29H102L101 27H102V25H100L99 26ZM109 27V26H108ZM140 27H143V26H140ZM170 27V26H169ZM186 27V28H187ZM196 27V26H195ZM194 27V28H195ZM30 28H32V27H30ZM152 28V27H151ZM155 29H156V27H154ZM151 29V31H153V30H155V29ZM197 28V27H196ZM4 29H6V28H4ZM10 29V28H9ZM12 33H13V35L14 36H16V38H18V39H21L23 36H25V35H23L24 33V31H22L21 30V28L19 29V27H18V29L17 30H19L20 32H18L17 33V31H16V27H13L12 26ZM96 29V30H95ZM115 29V28H114ZM133 29V28H132ZM132 29L130 28L129 30H131L132 31ZM136 29H138L137 27H136ZM158 29V28H157ZM187 29H190V27L189 28H187ZM192 29V28H191ZM2 30V29H1ZM11 30V29H10ZM9 30V31H10ZM51 30V29H50ZM110 30H111V27H110ZM128 30V33L130 32ZM145 30H147V31H150V30H148V28H145ZM159 30V29H158ZM22 31V32H21ZM92 30H90V32H91ZM155 31H157V30H155ZM173 32H174V29L172 30ZM172 31H171V33H172ZM4 33L6 32V30H4L3 31ZM27 32V31H26ZM95 32H94V34H95ZM101 32V33H100ZM127 32V31H126ZM125 32V33H126ZM170 32V31H169ZM206 32V31H205ZM204 32V33H205ZM109 33H110V31H109ZM152 33V32H151ZM155 33V32H154ZM156 33H158V32H156ZM175 33V32H174ZM179 32H177V34H178ZM117 34H119V33H117ZM116 34V35H117ZM142 34V33H141ZM161 34V33H160ZM254 34H256V36L258 35L259 37H258V39L255 37V36H253L252 37V35H254ZM27 35V34H26ZM92 35V34H91ZM90 35V36H91ZM120 35V34H119ZM124 35V34H123ZM123 35H122V37H123ZM129 35H132L131 34V32L127 35V36H129ZM167 35V34H166ZM169 35H175L176 36V34H168L167 36H169ZM22 36V37H21ZM156 36V35H155ZM166 36V37H167ZM27 37V36H26ZM98 37V38H99ZM109 37V36H108ZM108 37H107V39H108ZM116 37V36H115ZM118 37V36H117ZM213 37H215V36H213ZM212 37V38H213ZM256 39H255V38ZM23 38H25V37H23ZM132 38V37H131ZM150 38V37H149ZM161 38V37H160ZM169 38V37H168ZM116 40H117V38H115ZM122 39V38H121ZM157 39V38H156ZM248 39V40H247ZM78 40V39H77ZM90 41H92V36L90 37V39H89ZM105 40V39H104ZM110 40H112V39H110L109 38V41ZM114 40V39H113ZM115 40V41H116ZM136 41L138 40V39H135ZM145 40V39H144ZM144 40L142 41V42H144ZM150 40H152V38L150 39ZM163 40H165V38L163 39ZM168 40H171L170 38L168 39ZM147 41H149V40H147ZM41 42H43L42 40H41ZM79 42H81V41H79ZM103 42H105V41H103ZM121 42V41H120ZM164 42V41H163ZM112 43V42H111ZM116 43H117V41H116ZM122 43V42H121ZM137 43V42H136ZM113 44H114V42H113ZM141 44V43H140ZM174 44V45H173ZM45 45V44H44ZM81 45H83V42L81 43ZM84 45H86V44H84ZM111 45V44H110ZM142 45H144V44H142ZM116 44L115 45H113V47H114V49L116 48ZM120 46V45H119ZM172 46V47H171ZM54 47H55V45H54ZM108 47H110L109 45L107 46V48ZM111 47H112V45H111ZM148 47H150V46H148ZM174 47H176V46H174ZM85 48V47H84ZM106 48V47H105ZM105 48H104V50H105ZM181 48V47H180ZM147 49V48H146ZM164 49V50H165ZM4 50L5 51H11V50H15V51H18V53H15L16 55L17 54H19L20 56H22L23 58H25V57H28V56H30V51H29V46L26 44V43H24V44H22L21 45V47L19 46V45H17L16 43H15V45H13V46H10V47H5L4 48ZM108 50H109V48H108ZM108 50H106L107 52H108V54L112 51H108ZM148 50V49H147ZM181 50V49H180ZM14 51V52H15ZM106 51L105 52H102V54L103 53H106ZM183 51V50H182ZM253 51H255V52H253ZM74 50L73 49H71L70 50V52H68V53H71V55H74ZM93 53H94V51H92ZM148 52H149V50H148ZM14 54V56L15 57H17L16 55ZM37 55V54H36ZM91 55H92V53H91ZM160 55V56H161ZM94 57V56H93ZM154 57V56H153ZM155 57H154V59H155ZM253 57H254V59H253ZM95 58H96V56H95ZM151 59H152V57H150ZM37 59V58H36ZM93 59V58H92ZM159 59V60H158ZM34 60V59H33ZM162 60V61H161ZM35 61H39V58H38V60H35ZM57 61V60H56ZM74 61H76V60H74ZM73 61V62H74ZM183 61V60H182ZM12 63V62H11ZM82 63V61L80 62V64ZM107 64V63H106ZM130 64V65H131ZM183 64V63H182ZM215 64V65H214ZM1 65V64H0ZM59 65V64H58ZM93 65V64H92ZM164 65V66H163ZM9 66H10V63H5V65H4V68L3 69H1L2 70V72L3 73H5V72H7L8 71V69H9ZM77 66H79L78 64H77ZM81 66H82V64H81ZM84 66V65H83ZM86 66V65H85ZM132 66V65H131ZM179 66H181V64L179 65ZM200 66V67H199ZM73 67L74 66H71V68L73 69ZM162 67H164L163 69H161L160 70V68H162ZM177 67H178V65H177ZM194 67H198L199 68V70H198V68H196L197 70L196 71H198V73H199V71H200V74H195L194 75V73L192 74L191 73V71H193L195 68ZM218 67H220V66H218ZM223 67V66H222ZM95 68V67H94ZM111 68H113V67H111ZM173 68H175V67H172V69ZM201 68V69H200ZM83 69V68H82ZM181 68H179V70H180ZM237 69V68H236ZM176 70H177V68H176ZM178 70V71H179ZM212 70H213V67H212ZM172 71V70H171ZM211 71V70H210ZM12 72V71H11ZM66 72V71H65ZM71 72V71H70ZM134 72H135V70H134ZM176 72V71H175ZM180 72V71H179ZM105 73V72H104ZM178 73V72H177ZM190 73H191V75L193 76V79H192V76L190 77ZM99 74V73H98ZM96 75L95 77L93 76V77H89V78H83V79H81V78H79V79H75V80H73L72 81V85L71 86H73L74 88H79V87H81L82 89L81 90H83V92L85 93L86 91L85 90H87V91H89V90H91V88H92V82L94 83V81L93 80H95L96 82H97V85H99L100 86V88L104 91V88H106V87H108V84H110V83H114L115 85H116V87L115 86H113L116 90H118V88L120 89V83L122 82L123 83V81H122V78H121V74H123V72L122 73H119V72H116L115 73V71L114 72H110V73H108L107 72V74H104V75ZM146 75V74H144V76L146 75V77L148 76H150V75ZM168 74H170V73H167V74H165V75H168ZM173 74V73H172ZM210 74V75H209ZM259 74V73H258ZM157 75V76H158ZM162 75H160L161 77H162ZM174 75H176V73H174ZM180 75V74H179ZM206 75H209V76H207V77H210L209 79H206L205 81H204V78H207V77H205ZM215 75V74H214ZM91 76V75H90ZM141 78H142V76L141 75H139ZM137 77V76H136ZM135 77V78H136ZM140 77H138V78H140ZM145 77V78H146ZM148 77H147V79L146 80H148ZM151 77V76H150ZM213 77V76H212ZM216 77V76H215ZM56 78H57V76H56ZM74 78V77H73ZM135 78H133V79H131L132 81L133 80H135ZM152 78V77H151ZM150 78V79H151ZM155 78H157V77H154V79ZM158 78H159V76H158ZM166 78V77H165ZM167 78H170L171 80H172V77H170L169 75H168V77ZM185 78V77H184ZM184 78H183V80H184ZM249 78H251V79H249ZM153 78L151 79V80H154ZM175 79L177 80V78L175 77ZM187 79V78H186ZM254 81H253V80ZM140 80V79H139ZM144 80V79H143ZM163 80H165V79H163V77H162V79H161V82H163ZM183 80H182V82H183ZM208 80V81H207ZM216 80V79H215ZM214 80V81H215ZM260 80V79H259ZM126 81V80H125ZM137 80H135L133 83H128V82H130V79H129V81H127V83L128 84H126V82H124L123 84H124V87L123 88H126L128 91H132V92H137L136 94H138V92H139V88H140V86H137L138 84L137 83H135ZM142 81V80H141ZM156 81H158V80H156ZM165 81H168L169 82V79H166ZM218 81V80H217ZM148 81H146V83H147ZM152 82V81H151ZM150 82V84H152ZM167 82V85H168V87H169V83ZM194 81H192L191 82V84H194L193 83ZM202 82V83H203ZM224 82V81H223ZM248 82H246V83H248ZM122 83H121V85H122ZM155 83V82H154ZM164 83V82H163ZM171 83V82H170ZM175 83H177V82H175ZM196 83H197V81H196ZM214 84H216V81L215 82H213ZM219 83H220V81H219ZM42 84H44V83H42ZM41 84V85H42ZM140 84V83H139ZM159 84V83H158ZM184 84V83H183ZM182 84V85H183ZM187 85H188V83H186ZM218 84V83H217ZM249 84V83H248ZM248 84H246V85H248ZM11 85V84H10ZM68 85V84H67ZM119 85V87L117 88V86ZM145 85V84H144ZM164 85V84H163ZM163 85H162V87H163ZM166 85V86H167ZM200 85V84H199ZM198 85V86H199ZM202 85V84H201ZM205 86H206V84H204ZM203 85V86H204ZM229 85V84H228ZM154 86H157V85H154ZM165 86V85H164ZM178 86V85H177ZM181 86V85H180ZM192 86V85H191ZM214 86V85H213ZM224 86H225V84H224ZM143 87V86H142ZM148 87V86H147ZM159 87V86H158ZM162 87H161V89H162ZM171 87V86H170ZM175 87H176V85H175ZM175 87H174V90L176 91H178V89L176 88L175 89ZM179 87V86H178ZM185 87H187V86H185ZM195 90H196V92H197V86L195 85ZM201 87V86H200ZM215 87H218V86H216L215 85ZM221 86L219 85V90L221 89L220 88ZM152 88V87H151ZM155 88V87H154ZM166 89H170V88H167V87H165ZM189 88V87H188ZM211 88V86H209V89ZM234 88V87H233ZM247 88V87H246ZM142 88H140V90H141ZM156 89H157V87L155 88V91H156ZM164 89V88H163ZM165 89V90H166ZM179 89H181V88H179ZM183 89V88H182ZM182 89L181 90H179L178 91V93L179 94H182L181 92H182ZM194 88H193V86H192V90H193ZM205 88H202L201 87V90H204ZM215 89V88H214ZM213 89V90H214ZM225 89V88H224ZM7 90V89H6ZM37 90H39V88L37 89ZM40 90H42L41 88H40ZM45 90V89H44ZM43 90V91H44ZM68 90V92H66V95H70L71 94V92L72 91H69L70 89H67ZM116 90H114V92L116 91ZM150 90H152V89H150ZM165 90H164V92H165ZM172 90H173V85H172ZM216 90V89H215ZM46 91V90H45ZM121 91H122V88H121ZM121 91H119L118 90V92H117V97H118V95L120 94L119 92H121ZM124 91V90H123ZM158 91H160L161 92V90L158 88ZM170 91V90H169ZM174 91V92H175ZM189 91H191L190 90V88H189ZM207 91V90H206ZM205 91V92H206ZM37 92V91H36ZM42 92V91H41ZM81 92V91H80ZM109 92H111V91H109ZM144 92H145V90L143 91V95H144ZM149 92V91H148ZM154 92V91H153ZM152 92V93H153ZM164 92H162V93H164ZM185 92V91H184ZM205 92H203V93H205ZM216 92V91H215ZM236 92V91H235ZM38 93H39V91H38ZM43 93V92H42ZM41 93V94H42ZM75 94L76 93H78V91H76V92H74ZM84 93H82V94H80V97L82 98L83 96H85L84 97V100H88L87 101V103L88 102H90L91 101V99H93V98H91L89 95H87V96H89L90 97V101H89V98L86 96V95H83ZM113 93V92H112ZM167 93V92H166ZM170 93H172V91L170 92ZM178 93H175L174 94V96L177 94L178 95ZM200 93H201V91H200ZM202 93V94H203ZM221 93V92H220ZM4 94H5V92H4ZM35 94H37V93H35ZM40 94V93H39ZM38 94V96H40ZM57 94V93H56ZM75 94H73V95H75ZM110 93H108V95H109ZM140 94H141V92H140ZM150 94V93H149ZM148 94V95H149ZM154 94V93H153ZM167 94H169V93H167ZM184 94V93H183ZM183 94H182V96H183ZM188 94H189V92H188ZM191 95H192V93H190ZM194 94H195V92H194ZM197 94V93H196ZM195 94V95H196ZM214 94V93H213ZM251 95H252V93H250ZM250 94H248V95H250ZM81 95H83V96H81ZM103 95V94H102ZM122 95V94H121ZM121 95H119V96H121ZM147 95V94H146ZM145 95V96H146ZM160 95V94H159ZM170 96L171 95H173V94H169ZM198 95V94H197ZM196 95V96H197ZM38 96H35L36 97V99L35 100H37V97ZM56 96V95H55ZM60 94H57V98L59 97L60 98ZM63 96V95H62ZM72 96V95H71ZM78 96H79V94H78ZM93 96H95V95H93ZM111 96V95H110ZM109 96V97H110ZM113 96V95H112ZM129 96V95H128ZM134 96V95H133ZM136 96V95H135ZM134 96V97H135ZM145 96H142V97H145ZM151 96H152V94H151ZM153 96H155V95H153ZM193 96V95H192ZM191 96V97H192ZM208 95H206V97H207ZM224 96H225V93H224ZM237 96V98H239V94H237L236 95ZM31 97V96H30ZM88 98V99H85V98ZM105 97V96H104ZM107 97V96H106ZM108 97V98H109ZM130 97V96H129ZM128 97V98H129ZM140 97V96H139ZM148 97V96H147ZM156 97H158V93H157V96ZM161 97V96H160ZM177 97V96H176ZM176 97H174V99H173V102H174V100H176ZM195 97V96H194ZM198 97V96H197ZM199 97H200V95H199ZM250 97V96H249ZM32 98V97H31ZM34 98V97H33ZM40 98V97H39ZM70 98H72L73 99V97H70ZM95 98L96 97H94V100H95ZM136 98V97H135ZM151 98H153V97H151ZM151 98L149 99L148 98V100H151ZM155 98V97H154ZM180 98H181V96H180ZM227 98V97H226ZM68 99H69V97H68ZM68 99H66L67 101H68ZM118 99H119V97H118ZM124 99V98H123ZM123 99H122V101H123ZM141 99V98H140ZM140 99L138 98V101L140 102ZM170 99V98H169ZM191 99V98H190ZM16 100H18L19 102H21L20 101V99H17L16 98ZM16 100L14 99L13 101H15L14 102V104L13 105H15V103H16ZM29 100V99H28ZM34 100V101H35ZM76 100V99H75ZM78 100V99H77ZM98 100V99H97ZM106 100V99H105ZM104 100V101H105ZM134 100H136V99H134ZM142 100V99H141ZM160 100H162V99H160ZM165 100H167V99H165ZM177 100L179 101L180 99H179V96L177 97ZM176 100V101H177ZM227 100V99H226ZM27 101V100H26ZM33 101V100H32ZM61 101H62V104L65 102V99L63 100V98L60 100V101H55V102H53V103H51V104H49L50 106L51 105H58L59 103H61ZM64 101V102H63ZM108 101V100H107ZM120 101V100H119ZM144 101V100H143ZM145 101H146V99H145ZM152 101V100H151ZM170 101L171 100H169V103H170ZM181 101V100H180ZM184 102H186V99L185 100H183ZM251 101H253V99H251ZM56 102H57V104H56ZM77 101H75V103H76ZM79 102H80V100H79ZM79 102H77V103H79ZM84 102V101H83ZM83 102H81L82 103V105H83ZM98 102H99V100H98ZM98 102H92V103H88V105H87V103H86V105L89 107V105L90 104H95V103H97V105H98ZM103 102V101H102ZM106 102V101H105ZM108 102H111V100L109 99V101ZM117 102V101H116ZM153 102H154V100H153ZM183 102V103H184ZM256 102V101H255ZM258 102V101H257ZM11 104H12V102H10ZM26 103V102H25ZM69 103H72L71 102V100L69 101ZM75 104L76 105V110H77V108H79L80 107V109L82 108L83 109V107H84V105L83 106H81V105H78V104ZM118 103V102H117ZM142 103V102H141ZM146 103V102H145ZM157 103H159V102H157ZM241 103V108H242V102H240ZM252 103V102H251ZM10 104V105H11ZM65 104V103H64ZM80 104V103H79ZM93 104V107L92 106H90V107H92V108H90V110H89V108L87 107V109H86V107L84 108V111L85 110H87V111H89V112H96V111H94V109L96 108V107H98L97 105H96V107H95V105ZM106 104L107 103H105V105L103 104L102 106H105L106 107ZM120 104V103H119ZM123 104V103H122ZM127 104V103H126ZM151 104H152V102H151ZM171 104H172V102H171ZM255 104H257V103H255ZM25 105H27V104H25ZM30 105H32V104H30ZM79 107H78V106ZM113 105V104H112ZM114 105H115V102H114ZM113 105V106H114ZM142 105V104H141ZM147 104H145L144 105V107H145V109H147L148 107V105H150V104H148L147 106H146ZM162 105V104H161ZM165 105V104H164ZM173 105H175L176 106V109L178 110L177 112L178 113H176V116H178V114L180 113V108H179V106H181L182 105V102H181V104H180V102H178V106H177V104L175 103V104H173ZM173 105H171L172 106V108L174 107ZM185 105V104H184ZM183 105V106H184ZM254 105V104H253ZM9 106V105H8ZM21 106H23V105H21ZM67 105H60V107H63V109H64V107H66ZM69 106V105H68ZM67 106V107H68ZM100 106H101V104H100ZM101 106V107H102ZM119 105H117V106H115V107H118ZM123 106H124V104H123ZM122 105H120V107H123ZM126 106V105H125ZM143 106V105H142ZM155 106H157V104H156V102H155ZM166 106V105H165ZM168 106V105H167ZM170 106V105H169ZM169 106H168V109L166 108V110H170L169 109ZM250 106V105H249ZM255 106H257V105H254V111H256V110H258V109H256V107ZM260 106V105H259ZM259 106H258V108H259ZM23 107H25V106H23ZM27 107V106H26ZM30 107V106H29ZM28 107V108H29ZM43 107H45V106H43ZM52 108H53V106H51ZM109 107V106H108ZM143 107V108H144ZM147 107V108H146ZM154 107V106H153ZM185 107H186V111L188 110V111H190V109H187V107L189 108V104H188V101H187V105H185ZM185 107H183V108H185ZM192 107V106H191ZM252 107V106H251ZM5 108H7V110L9 111H7V113L9 114L10 112L11 113H13L14 112V107H12V108H10V109H8V107L7 106H5ZM16 108H17V106H16ZM47 108V107H46ZM57 108V107H56ZM99 108V107H98ZM97 108V109H98ZM103 108V107H102ZM101 108V109H102ZM110 108H112V107H110ZM152 108V107H151ZM181 108H182V106H181ZM182 108V109H183ZM217 108H219V107H217ZM262 108H264V105H262ZM48 110L50 109V107H48L47 108ZM47 109H45L46 111H47ZM54 109H55V106H54ZM58 109V108H57ZM80 109L79 110H77V112L78 111H80ZM97 109H95V110H97ZM118 108H116L115 110H117ZM124 109V108H123ZM158 109V108H157ZM175 109V108H174ZM232 109V108H231ZM242 109H244V107L242 108ZM4 109H2V115L1 116H3V111ZM60 110V109H59ZM59 110H57L58 111V113H59ZM62 110V109H61ZM60 110V111H61ZM65 110H66V108H65ZM69 110H70V108H69ZM93 110V111H92ZM105 110V109H104ZM118 110H121L120 108L118 109ZM164 110V109H163ZM173 110V109H172ZM185 109H183V111H184ZM13 111V112H12ZM15 111H16V109H15ZM23 111V110H22ZM68 111V110H67ZM75 111V110H74ZM142 111H143V109H142ZM148 112H149V108H148V110H147ZM154 111V110H153ZM182 111V110H181ZM183 111H182V113H183ZM240 110H238L237 111V113H234V110L231 112L232 114H233V116H232V114H230V117H232L231 118V120H230V123H231V126H232V132L231 133H227V132H223V134H218V133H216V131L214 132V133H212V131L210 132V130L209 131H205L206 132V136H208L210 133L212 134H210V136H213V138L214 139H212V141H211V143L213 144H217V145H215V147H214V149L212 150L211 149V146H210V144L208 145V144H206V142H205V144H202V143H198V138H199V140H200V136H201V134H200V132L201 131H199V133H198V131H197V128H198V126H197V124H196V122H198L196 119V122L194 121V123L196 124H194L193 126H187L189 123H190V121H189V123L188 124H184L183 122H184V120H182L183 122H181V121H179L178 119L179 118H181L180 117V115H182V113L181 114H179V118L178 117H176V116H174L175 118L172 120L173 121V123L176 121V120H178L179 122L178 123H175L174 124V126L172 127V129H171V131H169L170 132V136H169V138H167V135H166V137H164L165 135V133H166V131H165V133H162L161 134V129L160 128H153L152 127V129L151 128H149L148 130H149V132H146L147 130L144 128V126H143V128L141 129L142 131H143V136L145 137V138H147V140L149 141V143L148 144H151V146H150V154L152 155V156H154V158H155V156L158 154V153H156V151H157V149L159 150L161 147L162 148H164L163 150H164V152L166 151V152H168L167 154H168V159H170L169 157H175L176 158V160H177V162L179 163V164H182V166L183 167H180L181 169L182 168H184L185 170V172L187 173V175H191L194 171H195V169L196 168H198L197 166H198V162H196L197 163V165H196V163H195V161H194V163L193 162H191L190 160H188V158H189V155L187 156L186 154H179L180 152H179V150L177 151L176 150V148H179L180 147V145H184V146H186V150H190V148L191 149H193L195 152H196V156H198V158H201V160H208L209 159V163L208 164H212L213 163V161L215 160V156L216 155H220V153H221V155H223L222 157H224L226 160L227 159H232V157H235V155L236 154H238L240 151H242V149H243V147H245V149H246V146L247 147H250V148H253V149H260L259 150V152H261V150L262 151H264V111H262V109H261V111H262V113L260 112V114H259V116H260V118H259V116L258 115H254V117H253V114L252 113H250V112H247V111H243L244 113H245V115L247 116V118L248 119H244V118H242V114H244V113H242L241 111L239 112ZM48 113H49V111H47ZM52 112H54V111H52ZM52 112H50L51 113V115H52ZM77 112H74V113H76V114H78L79 115V113H77ZM98 112H99V110H98ZM98 112H97V114H98ZM143 112H145V110L143 111ZM148 112H145V114L146 113H148ZM150 112H151V109H150ZM163 112V111H162ZM173 112H174V110H173ZM173 112H171L170 111V114L171 113H173ZM218 112V111H217ZM11 113H10V115H11ZM15 113V112H14ZM32 112H30V114H31ZM48 113H45V114H47L48 115ZM61 113H63V114H65V112H64V110H62L61 111ZM72 113V112H71ZM70 113V114H71ZM86 114H87V112H85ZM102 113V112H101ZM123 113V112H122ZM158 113V112H157ZM187 113L188 112H186V115H187ZM29 114V115H30ZM54 114H56V113H54ZM89 114V113H88ZM92 114V113H91ZM94 114V113H93ZM161 114V113H160ZM184 114V113H183ZM189 114V113H188ZM200 114H202V113H200ZM228 114H229V112H228ZM4 115H5V113H4ZM27 114H24V118L25 117H28L29 115H27ZM32 115V114H31ZM30 115V116H31ZM46 115V116H47ZM60 115H62V114H60L59 113V116ZM78 115H76V117H74V118H76L77 119V117H78ZM80 115H82V114H80ZM121 116H122V114H120ZM156 115V114H155ZM154 115V116H155ZM203 115V114H202ZM223 115V114H222ZM40 116V115H39ZM46 116H44V118L46 117ZM50 118H51V116L50 115H48ZM54 116V115H53ZM75 116V115H74ZM100 117V114L99 115H97V117ZM101 116H103V113L101 114ZM143 116H145L144 115V113H143ZM150 116V115H149ZM148 116V117H149ZM37 117H38V115H37ZM41 117V116H40ZM88 117V120H86L87 122L89 121L90 122V120H89V118L90 119H92L93 118V116H87V115H85V119ZM92 117V118H91ZM97 117H95V119L97 118ZM147 117V118H148ZM159 117V116H158ZM186 117V116H185ZM199 118L200 116H196V117H194V118ZM206 117V116H205ZM209 117V116H208ZM223 117V119L225 118L224 116H222ZM32 118H33V115H32V117H31V121H32ZM39 118V117H38ZM42 118V117H41ZM58 118V117H57ZM62 118H64L63 116H62ZM65 118H67V117H65ZM73 118V120L75 121V119ZM145 119H146V116L144 117ZM178 118V119H177ZM183 118V117H182ZM213 118V117H212ZM17 119V117L15 118V120L14 121H17L16 120ZM18 119H19V117H18ZM21 119V118H20ZM26 119V118H25ZM28 119V118H27ZM36 119V118H35ZM48 119V118H47ZM52 119V118H51ZM100 119V118H99ZM99 119H96L97 121H95V124H96V122H98V120ZM120 119H121V117H120ZM151 119H153V118H151ZM184 119V118H183ZM202 119H204V116H203V118H200V120H202ZM207 119V118H206ZM220 119V118H219ZM249 119H251V121H252V123H250V122H248L247 120H249ZM11 120V119H10ZM44 120H46V118L44 119ZM70 120H72V115H71V118H70ZM103 120H105V119H103ZM103 120H100V122H98L97 124V126L99 127V128H97L96 130H93L94 128H93V124H94V121L93 122H91V123H88V124H92V125H88V124H86V125H88L90 128H91V126H92V128L93 129H91L92 130V133H91V135L93 134V132L96 134L98 131V129H102V130H99V132L100 131H102V132H104L103 131V128H101L100 126H99V124L101 125L102 123H103ZM109 120V119H108ZM107 120V118H106V120H105V123H103V124H106V125H108V123L109 124H111V123H113L112 121H108ZM115 120V119H114ZM156 120V119H155ZM181 120V119H180ZM186 120V119H185ZM21 122H22V120H20ZM20 121H18V123L20 122ZM30 121V120H29ZM36 121V120H35ZM41 121V120H40ZM49 121H50V119H49ZM49 121H47V123H48V125H49V123H51V122H49ZM52 121V123H53V121H54V119H52L51 120ZM59 121H61V120H59ZM69 121V120H68ZM146 121V120H145ZM147 121H148V119H147ZM149 121L151 122V124H152V121L149 119ZM148 121V122H149ZM191 121H193V119H191ZM211 122H212V120H210ZM217 121V120H216ZM23 122H25L24 120H23ZM22 122V123H23ZM37 122H38V120H37ZM45 122V121H44ZM44 122H40V125H42ZM58 122V121H57ZM65 122V124H66V126H67V121L65 120L64 121ZM64 122L62 121V123H61V125L63 124L64 125ZM83 122H85V121H83ZM106 122H108V123H106ZM111 122V123H110ZM116 122V121H115ZM123 122H124V124H123ZM148 122L146 123L148 126H150L149 124H148ZM204 122V121H203ZM206 122H207V120H206ZM12 123H13V121L11 120V123H9L10 125H9V128L8 129H10L11 127H12ZM15 123H17V122H15ZM36 123V122H35ZM34 122H33V124L31 125V127H30V129H32L33 127V125L35 124ZM42 123V124H41ZM47 123H46V125H47ZM55 123V122H54ZM70 123V122H69ZM71 123H73V122H71ZM71 123L69 124V128L71 127L70 125H71ZM120 123H121V121H120ZM172 123V124H173ZM208 123V122H207ZM216 123V122H215ZM37 124H39V123H37ZM58 124L60 125V122H58ZM82 124V123H81ZM81 124H79L80 126H84V124L83 125H81ZM114 124V123H113ZM115 124H117V123H115ZM115 124H114V126H115ZM122 125H124V126H126L125 125V120L124 121H122V123H121ZM121 124H117V128H119L120 127V125ZM127 124H129V122L127 123ZM144 124H145V122H144ZM156 124V123H155ZM160 124H162V123H160ZM200 124V123H199ZM205 124V123H204ZM208 124H210V123H208ZM214 124V123H213ZM220 124H221V126H223V124H225V122L222 124L221 122H220ZM229 124V123H228ZM6 125V124H5ZM13 125H15V124H13ZM40 125H37V126H40ZM52 125H54V124H52ZM51 125V126H52ZM56 125V124H55ZM54 125V126H55ZM59 125H58V127H59ZM60 125V126H61ZM63 125H62V128H61V130L59 131V132H62V133H64V131H66V133H67V130L69 129H64V127H63ZM105 125V126H106ZM121 125V126H122ZM163 125V124H162ZM16 126V125H15ZM28 126V125H27ZM35 126V125H34ZM50 126V125H49ZM50 126V127H51ZM65 126V127H66ZM88 126H86L85 128H86V130L88 129L87 127ZM96 125L94 126L95 128L97 127ZM105 126H103V127H105ZM111 127L110 128H108V126H107V128H106V130L108 129V131L106 132V134L105 135H107V136H105V135H103V136H105L106 138H107V140H106V142L108 141V140H110L111 141V139H114V140H116V137L118 136H116V134H117V132H119V135H121V133H122V131L121 130H117V132L115 131V130H113V129H115V127L114 126H112V124L110 125ZM128 126H130V125H127V127ZM139 126V125H138ZM152 126V125H151ZM172 126V125H171ZM170 126V127H171ZM206 126H208L209 127V125H206ZM220 126V127H221ZM8 127V126H7ZM7 127H5V128H7ZM21 126L19 125V127L17 128V129H21L20 128ZM46 127H48V126H45V130H47L46 129ZM49 127V129H51ZM57 127V126H56ZM53 128L52 127V129L51 130H48L49 132H51V134L52 135H54V134H56L57 133V130H59V129H57V128ZM76 127H77V124H76ZM112 127H114V128H112ZM126 127V128H127ZM195 127H197L196 129H195ZM225 127H226V125H225ZM227 127H228V125H227ZM226 127V128H227ZM229 127H230V125H229ZM229 127H228V129H229ZM13 128V127H12ZM11 128V129H12ZM24 128V130H25V126L24 127H22V129ZM28 128V127H27ZM37 128H39V127H36V129H35V127H34V129H32V130H34V133L36 132V130H39V129H37ZM84 128V129H85ZM125 128V127H124ZM131 128H132V126H131ZM207 128V127H206ZM213 128V127H212ZM211 128V129H212ZM217 128V127H216ZM239 131V133H236V129ZM7 129V130H8ZM10 129V130H11ZM14 129L16 130V128L14 127ZM62 129H64V130H62ZM76 129V128H75ZM163 129H165L166 130V128L164 127ZM162 129V130H163ZM207 129H209V128H207ZM220 129V128H219ZM219 129H218V131L217 132H219ZM221 129H223L222 127H221ZM230 129H231V127H230ZM15 130H13V133H14V131ZM19 130H17L16 132H18L17 134H20V135H22V136H20V138L22 137L23 138V134L22 133H26V132H24V130H20L21 132H19ZM27 131H28V129H26ZM45 130H44V132H45ZM71 130L72 129H70V131H69V133H72L71 134V136H73L74 134H77V133H80V135L82 134L78 129H76V133H74L73 134V130H72V132H71ZM81 130H83V127H82V129ZM123 131H126V130H124V129H122ZM168 130H170L169 128H168ZM167 130V131H168ZM204 130H206L205 128H204ZM9 131V130H8ZM79 131V132H78ZM87 131H89V132H87ZM85 133H84V131H83V134H85V136H83V135H81V136H83V139H84V137L87 139V138H93V136H88V135H86V134H90V130H87ZM97 131V132H96ZM115 131V132H114ZM127 131H128V129H127ZM133 130H131V132H132ZM141 131V132H142ZM228 131V130H227ZM231 131V130H230ZM229 131V132H230ZM3 134L5 133V132H3V130L1 131ZM30 132V131H29ZM32 132V131H31ZM31 132H30V134H31ZM104 132V133H105ZM121 132V133H120ZM139 132H140V130H139ZM163 132V131H162ZM168 132V133H169ZM13 133H10V134H8V133H6V134H8V136H9V140L11 139L12 140V134ZM33 133V134H34ZM40 133V132H39ZM60 134V133H58V134H60V136L62 137L64 134L66 135V133H64V134ZM112 133H116L115 134V136L114 135H112ZM123 133H125V132H123ZM133 133H135V132H133ZM145 133L147 134V135H145ZM167 133V134H168ZM197 133H198V135H199V137L197 136ZM202 133H204V132H202ZM220 133V132H219ZM225 133V134H224ZM244 133H246V134H248L249 136H246ZM16 134V133H15ZM27 134V133H26ZM29 134V133H28ZM32 134V135H33ZM42 134H43V132H42ZM48 134V133H47ZM100 135H101V133H99ZM136 134H138V132H136ZM226 134H227V136H226ZM1 135V134H0ZM36 135V134H35ZM79 135V136H80ZM134 135V134H133ZM133 135L131 136V138L133 137ZM139 135V138H137V139H140V133L138 134ZM242 135H244L246 138L244 139L243 138V136ZM1 136H4V135H1ZM12 138H11V137ZM38 136H40V134L38 135ZM37 136V137H38ZM47 136V135H46ZM51 136V135H50ZM60 136H59V138H60ZM67 136H68V133H67ZM112 136H113V138H112ZM124 136H125V134H124ZM123 136V137H124ZM129 136V135H128ZM19 137V136H18ZM25 137H26V135H25ZM30 137V139H31V137L32 136H29ZM54 137V136H53ZM56 137V139L58 138V135L57 136H55ZM55 137H54V141L56 142V139H55ZM73 137H78V135L76 136H73ZM95 138H94V140L96 139V136H94ZM138 137V136H137ZM198 137V138H197ZM15 138L16 137H14V140H15ZM21 138V139H22ZM34 138V137H33ZM43 138V137H42ZM48 138V137H47ZM50 139H51V141H52V137H49ZM65 139L66 137L64 136V137H62L61 139ZM69 138V137H68ZM70 138H72V137H70ZM79 138V137H78ZM78 138L76 139V140H78ZM98 138H99V136H98ZM97 138V139H98ZM111 138V139H110ZM121 138V137H120ZM144 138V139H145ZM2 140H3V142L4 141H6L5 140V138H1ZM49 139V140H50ZM60 139V140H61ZM100 139V138H99ZM104 139V138H103ZM126 139V137H124V139L123 140H125ZM34 140V139H33ZM39 141L37 142V143H35L34 145L37 147L38 146V148L42 145V144H40L41 142L40 141H42V140H40V139H38ZM66 140H68L67 138L64 140V141H66ZM88 140V150L87 151H84L87 155L90 153V155H94V154H91V153H93V152H95V151H92V150H89V143H90V145L91 146H93L91 143H95V142H93L94 140H89V139H87ZM117 140H118V138H117ZM116 140V141H117ZM122 140V139H121ZM121 140H119V141H121ZM129 141L131 140V139H128ZM127 139H126V141H128ZM133 140V139H132ZM131 140V141H132ZM141 140V139H140ZM140 140H139V145L141 146V143H140ZM203 140V139H202ZM17 141H19V140H17ZM22 141V140H21ZM23 141H24V139H23ZM22 141V142H23ZM25 141H27V140H25ZM30 142H32L31 140H29ZM29 141H27L28 143H29ZM37 141V140H36ZM46 141H48V140H46ZM62 141V140H61ZM61 141H59L58 140V142L60 143V145L62 144L61 143ZM90 141V142H89ZM97 141V140H96ZM119 141H117V143L119 142ZM131 141L129 142L130 144H131ZM135 141V140H134ZM203 141H205V140H203ZM0 142H1V140H0ZM7 142H9L8 140H7ZM20 142V141H19ZM43 142H45L44 140H43ZM68 142H69V140H68ZM133 142V141H132ZM145 143H146V141H144ZM143 142V143H144ZM57 143V142H56ZM64 143V142H63ZM76 144H77V141L75 142ZM115 144L114 145V141H113V143H112V141L110 142V145H109V147L110 146H117L118 144ZM127 144H128V142H126ZM134 143L135 142H133L132 143V145H129V146H134ZM5 144V143H4ZM9 144V143H8ZM21 144V143H20ZM23 144H25V143H23ZM22 144V145H23ZM27 144V143H26ZM125 144V142L122 144V146L119 148V150H121V148L123 147L124 149H125V146L126 145H124ZM211 144V145H212ZM1 145H3L2 143H1ZM0 145V146H1ZM28 145V144H27ZM32 146V144H29V148ZM58 145L59 144H56V147H58ZM59 145V146H60ZM128 145H127V150H129V149H131L130 147H128ZM145 145V144H144ZM143 145V146H144ZM5 146V145H4ZM25 146V145H24ZM70 145H69V143H68V149L70 148L69 147ZM142 146V148H144ZM8 147V146H7ZM23 147V146H22ZM45 147V146H44ZM67 147V146H66ZM109 147H108V149L106 150L104 147L102 148V151H103V149L104 150H106L107 152H108V150H110L111 151V149H109ZM117 147H119V146H117ZM145 147H147V146H145ZM182 148H180L182 151H183V149H184V147L183 146H181ZM187 147H189V149H187ZM23 148H28V147H23ZM55 148V147H54ZM59 148H61V146L59 147ZM87 148V147H86ZM113 148L114 147H112V151H113ZM129 148V149H128ZM136 148H139V147H136ZM136 148H133V149H136ZM148 148V147H147ZM161 148V149H162ZM222 148V149H221ZM3 149V148H2ZM43 149V148H42ZM66 149V148H65ZM75 149H77V147L75 148ZM117 150H118V148H116ZM133 149L132 150H130V152L129 153H132V151H133ZM0 150H1V148H0ZM27 150V149H26ZM60 150V149H59ZM73 150V149H72ZM72 150L70 151L71 152V154H72V157H71V159H72V161H73V157H74V155H76V154H73L72 153ZM117 150L115 151V152H117ZM123 151V152H125V154L127 155V152L128 151ZM142 150H144V149H142ZM142 150H140V151H142ZM147 150H149V149H147ZM147 150H146V153L144 152V151H142L143 153H144V155L145 154H148L147 156L149 157L150 155H149V153H147ZM3 151V150H2ZM29 151V150H28ZM32 151V150H31ZM31 151H29V153L31 154ZM37 151H38V149H37ZM42 151H45L44 149L42 150ZM52 151H54L55 153L58 151V149L56 148V150H52ZM62 151V150H61ZM65 152L67 151V149L66 150H64ZM63 151V152H64ZM88 151H90L89 153H88ZM101 150L99 151L100 153L102 152ZM106 151H103V154L105 155V152ZM136 151H139V150H137L136 149ZM160 151H162V150H160ZM33 154L32 155H36V154H38L39 152H36L35 151V149L33 150ZM36 152V153H35ZM58 152H60V151H58ZM62 152V153H63ZM64 152V153H65ZM83 152V151H82ZM114 152V153H115ZM134 152V151H133ZM163 152V151H162ZM162 152H160L161 154H162ZM177 152H179V153H177ZM245 152V151H244ZM0 153H3V152H0ZM28 153V152H27ZM28 153V154H29ZM40 153H41V151H40ZM43 153V152H42ZM96 153V152H95ZM97 153H98V151H97ZM97 153L95 154L96 156V158L93 156L92 158H91V160L93 159V158H95V159H97L98 160V166H97V164L95 165V167H99L98 169H97V171H96V169H95V167H94V163L92 164V163H90L91 161H89V163L90 164H92L91 166H92V168H94V169H92V168H89L90 167V165H88L87 164V166H86V162L85 163H83L84 162V160L86 159V161H87V158L86 157H84V159H82L83 160V162L81 161V159H80V161H81V163H82V165L83 164H85V165H83V167H81V168H83L82 170H84V166L86 167V170H87V168H89L91 171H89V172H93V170L95 171V173L96 172H98L100 169H101V165H99L100 163H105V162H103V160H104V158H102V156H103V154H102V156H101V158L103 159H101L100 160V156H98L97 155ZM99 153V154H100ZM111 153V155L112 156H110V157H114V155H116V153L113 155L112 154V152H110ZM118 153V152H117ZM128 153V155H130ZM135 153V152H134ZM139 154H140V152H138ZM142 153V154H143ZM176 153V154H175ZM183 153H184V151H183ZM218 153V154H217ZM242 153V152H241ZM59 154V153H58ZM60 154H61V152H60ZM70 154V153H69ZM69 154L68 153H66V157L67 158H65V159H68L70 156H71V154H70V156H69ZM82 154L83 153H81V155L80 156H82ZM85 154V155H86ZM119 154V153H118ZM166 154V155H167ZM240 154V153H239ZM63 155V154H62ZM85 155H83V156H85ZM122 155V154H121ZM134 155V154H133ZM133 155H131V157L133 156ZM135 155H137V154H135ZM143 155V156H144ZM165 155V156H166ZM170 155V156H169ZM240 155H242V154H240ZM240 155H238V156H240ZM244 155V154H243ZM37 156V155H36ZM35 156V157H36ZM49 156H52V155H49ZM108 156V157H109ZM142 156V155H141ZM140 156V157H141ZM143 156H142V158H143ZM146 156V157H147ZM161 156H163L164 157V153H163V155H161ZM187 156V157H186ZM237 156V157H238ZM22 157V156H21ZM24 157V156H23ZM32 157V156H31ZM44 157H46V158H48V156H44ZM44 157H42V159H41V162L42 161H46V160H44ZM99 159H98V158ZM107 157V156H106ZM106 158V159H109V158ZM119 158V156L117 155L116 156V158ZM138 157V156H137ZM139 157V158H140ZM145 157V158H146ZM147 157V158H148ZM157 157V156H156ZM163 157H162V159H163ZM194 157V156H193ZM221 157V158H222ZM237 157H235L236 158V160L235 161H237ZM241 157V156H240ZM0 158H1V155H0ZM18 158V157H17ZM50 158V157H49ZM59 158H61V157H59ZM58 158V159H59ZM76 159H77V156L75 157ZM90 157H88V159H89ZM117 158V159H118ZM120 158H122V157H120ZM119 158V159H120ZM124 158H126V157H124ZM134 158H135V156H134ZM145 158H143L142 160H141V158L139 159V160H141L142 162H144L143 160L145 159ZM146 158V159H147ZM235 158H233V159H235ZM2 159H3V157H2ZM11 159H13L14 160V158H11ZM32 159H34V158H32ZM53 159H55L53 156H52V162H53ZM56 159H57V157H56ZM57 159V160H58ZM65 159H63V157H62V161H67V160H65ZM70 159V158H69ZM94 159V160H95ZM161 159V158H160ZM159 158L157 159V160H159L160 162L162 161V160H160ZM241 159V158H240ZM1 160V159H0ZM3 160H6V158L5 159H3ZM10 160V159H9ZM13 160H10V161H8V159L5 161L6 162V164L5 163H3L4 165H7V164H9V162H13ZM18 160H19V158H18ZM38 160L39 159H37L36 161L38 162ZM50 161H51V159H49ZM59 160H61V159H59ZM57 161V162H60V161ZM75 160V159H74ZM96 160V161H97ZM110 160H112L111 158H110ZM131 160H133V159H131ZM131 160L129 161V159L127 160V161H129L131 164H128V166H130V167H127L126 165H125V167L126 168H129L132 172L131 173H129L127 176H126V171L124 172L125 173V177H122V178H118L116 175H117V172H115V171H113V170H111V168H109L110 166H108V168H106L105 166H106V164L103 166L102 165V168L103 169H101V171H103L104 170V167L106 168V169H108L110 172H108V173H110V175L107 173V171L108 170H104L103 172L104 173H102L101 171H99V174L101 173V175H103V176H106V180H104V178L105 177H103V180L105 181V182H103V183H99V184H97V185H94L93 187H95V189L97 190L96 191V193H97V196H99L100 198H101V202L103 203V207H105L107 210H109L110 212H111V214H112V221H113V223H115V225H119L120 223H122V222H124L123 221V219H126V215H125V212H124V209H123V207H122V205H123V203H124V197H125V194H127V192H129L130 191V188L128 187V185L130 186V184H131V186H132V188H135V189H137V190H139V189H141L142 188V185H143V182L145 181V180H143L144 178H146V176L145 175H150V173L152 174L154 171H156L155 169L157 168V170H158V168L160 167V168H162V169H160V170H158V172L159 173H157L156 172V174H155V172L152 174V175H154L155 174V176L157 175V174H161L162 175V183H163V177L164 176H166V179H167V176H169V178H170V174H172V172L170 173V171L171 170H174L173 168H175V166H174V164L176 163L174 160L175 159H173L172 161H173V163L174 164H172V162H171V164H172V166H174L173 168H171V170L168 168L169 167V164H166V161H165V165L164 166H159V167H156L155 165L157 164H155L154 165V162L153 161H155V162H157L156 161V159L154 160V159H151L150 160V158H148L147 160H149V164H148V166L150 165V162L152 161V163L151 164H153L154 166H155V168L154 167H152L153 165H151V167H152V169H153V172H152V170H151V168H150V166H149V168L148 169H150L151 170V172H148V174H147V171H148V169L146 170V171H144L148 166L147 165H145L146 166V168L144 169V170H142L141 171V168L143 167V165L142 164H139V166H142L140 169H138L136 166V169H138L137 171H136V169L134 168V169H132L131 168V166H133L134 165V162H135V160H137L136 158H135V160H133L132 162H131ZM193 160V159H192ZM194 160H196V159H194ZM217 160V159H216ZM225 160V161H226ZM22 161H24V160H21V162ZM28 161V160H27ZM35 161V162H36ZM40 161V160H39ZM112 161H114V159L112 160ZM120 161H121V159H120ZM138 161V160H137ZM158 161V162H159ZM3 162V161H2ZM55 162V161H54ZM75 162L76 161H74L73 162V164L75 165ZM92 162H93V160H92ZM117 162H118V160H116V161H114L113 162V164L115 163V165L117 164ZM122 162V161H121ZM125 162V161H124ZM128 162V163H129ZM140 162V161H139ZM167 162H168V160H167ZM200 159H199V164H200ZM223 162V161H222ZM231 162H233V161H231ZM14 163H15V160H14ZM19 163H20V160H19ZM19 163H17V164H19ZM43 163V162H42ZM50 162H48L46 165H48ZM64 163V162H63ZM62 163V164H63ZM65 163H68V161L67 162H65ZM69 163H72V162H69ZM81 163H80V165H81ZM96 163V162H95ZM127 163V162H126ZM141 163V162H140ZM148 163V161L146 162L145 161V163L144 164H147ZM170 163V162H169ZM202 163V162H201ZM205 163V162H204ZM221 163V162H220ZM228 163V162H227ZM237 164H238V162H236ZM239 163H241V161L239 162ZM1 164V163H0ZM30 164V163H29ZM28 164V165H29ZM44 164V165H45ZM76 164H79V163H76ZM108 164H110V162L108 163ZM112 164V163H111ZM121 164V163H120ZM179 164H177V165H179ZM206 164H207V162H206ZM215 164V163H214ZM213 164V165H214ZM216 164H218L219 165V162L217 161L216 162ZM216 164H215V167H216ZM224 164V163H223ZM11 165H13V166H11ZM9 164V165H7L8 167H9V170L11 171L13 168L12 167H15L14 166V164ZM27 165V169H29V166ZM40 165L42 166V164H39V166L38 167H36L35 166V168H39L40 167ZM60 165V164H59ZM114 165V166H115ZM119 165V164H118ZM118 165H116L117 167H118ZM157 165H159V164H157ZM163 165V164H162ZM167 165V167H165ZM202 165V164H201ZM201 165H199V167L201 166ZM204 165V164H203ZM202 165V166H203ZM221 165L222 164H220V167H221ZM226 165V163L224 164V165H222L223 167ZM17 166V165H16ZM51 166V168L52 167H54V166H52V165H50ZM73 166V165H72ZM89 166V167H88ZM115 166V167H116ZM144 166V167H145ZM11 167V168H10ZM20 167H21V165H20ZM19 167V165L17 166V169H15L16 171V175H20V172L22 171L21 170V168H23L24 166H22L21 168ZM31 167V169H33L32 168V166H30ZM44 167V166H43ZM64 167V166H63ZM112 167V166H111ZM116 167V168H117ZM134 167V166H133ZM207 167V166H206ZM3 168V167H2ZM2 168H0V169H2ZM6 168V167H5ZM20 168V172L19 173H17V170ZM26 168V167H25ZM34 168V169H35ZM50 168V167H49ZM50 168V169H51ZM56 168H58V166L56 167ZM61 168V167H60ZM123 168V167H122ZM121 168V169H122ZM126 168H124V170L126 169ZM179 168V167H178ZM179 168V169H180ZM7 169V168H6ZM30 169V170H31ZM44 169H46V167L44 168ZM88 169V170H89ZM118 169H120V167L118 168ZM129 169H126L128 172H130L129 171ZM143 169V168H142ZM177 169V168H176ZM200 169V168H199ZM208 169H210V167H208ZM216 169V168H215ZM8 170V171H9ZM24 171H26L25 169H23ZM40 170V169H39ZM43 169L41 168V171H42ZM49 170V169H48ZM54 170H55V168H54ZM86 170L83 172V175H84V173L86 172ZM134 170V171H133ZM140 170V171H139ZM170 170V171H169ZM178 170V169H177ZM197 171H198V169H196ZM217 170H219V169H217ZM216 170V171H217ZM221 170V169H220ZM9 171V172H10ZM14 171V170H13ZM12 171V172H13ZM45 171V170H44ZM44 171H42V172H44ZM47 171V170H46ZM51 171H53V169L51 170ZM122 171H123V169H122ZM146 173H144V172ZM180 171V170H179ZM178 171V172H179ZM182 171H183V169L181 170V172H179L180 174L182 173ZM196 171V172H197ZM206 171V170H205ZM4 172V171H3ZM11 172V173H12ZM28 172H30V171H28ZM37 172H39V171H37ZM55 172V171H54ZM115 172V173H114ZM135 172H141L140 173V175L142 174V172L145 174H142V176L144 177H142L141 176V178L139 177L138 178V176H140L139 175V173H138V175H137V173H135ZM174 172V171H173ZM176 172V171H175ZM195 172V173H196ZM201 172H202V170H201ZM218 172V171H217ZM26 173V172H25ZM36 173V172H35ZM51 172L49 171V173L48 172H46V174L48 175V174H50ZM107 173V174H106ZM116 174V175H114V174ZM134 173L136 174V175H134ZM170 173V174H169ZM178 173V174H179ZM208 173H209V171H208ZM210 173H211V171H210ZM209 173V174H210ZM214 173H215V171H214ZM2 174V173H1ZM4 174H5V172H4ZM14 174V173H13ZM44 176H42V175H39L38 174V178H40V177H42V179H43V177H46L45 175V172L44 173H42ZM53 173H51V177H50V179L52 180V182H54L53 181V176L55 175H52ZM65 174V173H64ZM92 174V173H91ZM90 174V175H91ZM97 174V173H96ZM112 174V175H111ZM121 174H123V173H121ZM169 174V175H168ZM177 174V175H178ZM178 175L179 177H183V176H181V175ZM198 174H199V171H198ZM206 175H202L201 173H200V175H202V176H207V172L205 173ZM212 174V173H211ZM3 175V174H2ZM63 175V174H62ZM95 175V174H94ZM100 175V176H101ZM120 175V174H119ZM173 175H176V174H173ZM184 175H186V174H184ZM195 175V174H194ZM5 177H6V175H4ZM11 176V175H10ZM10 176H9V178H10ZM13 176V175H12ZM21 176V175H20ZM28 176V175H27ZM67 176V175H66ZM85 176V175H84ZM83 176V177H84ZM88 176V175H87ZM120 176H122V175H120ZM160 176V175H159ZM159 176H158V179H159ZM193 176V175H192ZM196 176H197V173H196ZM3 176H1L0 177V179L2 178ZM4 177V178H5ZM8 177V176H7ZM14 177H16L15 176V174H14ZM23 177V176H22ZM29 177H30V174H29ZM36 177V176H35ZM47 177H49V176H47ZM53 177V178H52ZM61 177V176H60ZM83 177H82V179H83ZM149 177V176H148ZM177 177V176H176ZM188 177V176H187ZM190 177V176H189ZM198 177V176H197ZM9 178H7L8 179V182L10 181V179ZM17 178V177H16ZM14 178L15 179V181L17 182V179H18V181L19 180H21V179H19V178ZM64 178V177H63ZM79 178V177H78ZM77 178V179H78ZM143 178V179H142ZM150 178V177H149ZM165 178V177H164ZM3 179V178H2ZM36 179H37V177H36ZM41 179V178H40ZM71 179V178H70ZM70 179H69V181L67 180V182H68V186H69V183H70ZM86 179H89V178H86ZM98 179H99V177H98ZM142 179V180H141ZM147 179V178H146ZM160 179H161V177H160ZM159 179V184H161V180ZM166 179H164V180H166ZM13 180V179H12ZM23 180V179H22ZM45 180V179H44ZM43 180V181H44ZM100 180V179H99ZM121 180H123L122 182H121ZM151 180V179H150ZM153 180V179H152ZM151 180V181H152ZM168 180V179H167ZM166 180V181H167ZM179 180H180V178H179ZM177 181L178 183L181 181ZM188 180V179H187ZM186 180V181H187ZM192 180V179H191ZM48 181L51 183V181L48 179ZM48 181H47V187H49L50 185H49V183H48ZM76 182H75V184L77 185V182H79V181H77V180H75ZM98 181V180H97ZM166 181H164V183H166L167 185L170 183V182H166ZM169 181H171V179L169 180ZM190 181V180H189ZM12 182V181H11ZM10 182V183H11ZM14 182V181H13ZM15 182V184L16 185H18L19 184V186L20 185H22L24 182H22V181H20L21 183H19V182H17L16 183ZM39 183H41L42 184V181H38ZM83 182H84V180H83ZM86 182L87 181H85V185L84 186H86ZM88 182H89V180H88ZM91 182V181H90ZM89 182V183H90ZM149 182V181H148ZM174 182H176V181H174ZM188 182V181H187ZM191 182V181H190ZM255 182V181H254ZM10 183H8V184H10ZM32 183V182H31ZM38 183V184H39ZM63 183V182H62ZM66 183V182H65ZM74 183V182H73ZM73 183L71 182L70 184V186H72L73 185ZM82 183V182H81ZM147 183V182H146ZM172 184H174L173 182H171ZM181 183H183V180L180 182V184ZM11 184H13V187H14V183H11ZM40 184V185H41ZM43 184H45V183H43ZM46 184H45V186H44V191L43 190H41V194L44 196L46 193H47V190L45 189V187H46ZM88 184V183H87ZM121 184V185H120ZM171 184V185H172ZM177 184V183H176ZM179 184V185H180ZM259 184V183H258ZM25 185H26V183H25ZM49 185V186H48ZM61 185V184H60ZM63 185V184H62ZM78 185H79V183H78ZM91 185V184H90ZM100 187H99V186ZM153 185V184H152ZM162 185H164V184H162ZM167 185H165V186H162L163 188L164 187H167ZM171 185H169V187L171 186ZM183 186L184 185H187V183H185L184 182V184H182ZM182 185H181V187H182ZM245 185V184H244ZM19 186H15V187H19ZM38 186V185H37ZM52 186V185H51ZM80 186H81V184H80ZM84 186H82V187H84ZM154 187H155V184L153 185ZM152 186V187H153ZM178 186V185H177ZM9 187V186H8ZM14 187V188H15ZM32 186H30V188H31ZM46 187V188H47ZM66 187V186H65ZM77 187H79V186H77ZM245 187V189H244V197L247 195V196H250L251 197V201L252 202H256L258 199H259V195H260V191L261 190H259V192H258V190H256V189H259L257 186H255L254 185V183L252 182V183H247V185H245L244 186ZM13 188V189H14ZM20 188V187H19ZM56 188V187H55ZM75 188V187H74ZM79 188H80V190H79ZM77 190H79V192H81V187H79ZM85 188V187H84ZM83 188V189H84ZM178 188H180V186L178 187ZM9 189H10V187H9ZM8 189V190H9ZM12 189V188H11ZM16 189V188H15ZM47 189H50V188H47ZM94 189V190H95ZM152 189V188H151ZM159 189H162V188H159ZM172 189V188H171ZM240 189H242V188H240ZM20 189H18V191L17 192H20L19 191ZM30 191H31V189H29ZM37 190H39V187L37 188ZM93 190V189H92ZM154 190H155V188H154ZM177 190V189H176ZM28 191V190H27ZM36 191V190H35ZM43 191V192H42ZM46 191V193L44 194V192ZM53 191V189L51 190V192ZM56 191V190H55ZM55 191H53V192H55ZM155 191H157V190H155ZM155 191H153V192H155ZM179 191H180V189H179ZM7 192H9V191H7ZM7 192H5V193H7ZM11 192V191H10ZM14 192V191H13ZM34 191H32V194H34L33 193ZM38 191H36V193H37ZM49 192H50V190H49ZM52 192V193H53ZM139 192V191H138ZM137 192V193H138ZM147 191H145V193H146ZM166 192V191H165ZM176 192V191H175ZM1 193V192H0ZM21 193V192H20ZM19 193V194H20ZM28 193V192H27ZM38 193H40V192H38ZM37 193V194H38ZM52 193H50L51 195H52ZM136 193V194H137ZM157 193V192H156ZM177 193V192H176ZM238 193H241V192H239L238 191ZM237 193V194H238ZM3 194V193H2ZM23 193H21L20 194V197H22L23 196V198H20V197H18V196H13L14 197V201L13 200H9L10 199V197H9V201H7V199H6V201L9 203L10 201L12 202L13 201V203L12 204H9L8 205V203L6 202V201H2L1 202V200H0V209H2V210H0V217H10L11 215V213L10 212H13L15 209L14 208H12V209H10L12 206L14 207L16 204L15 203H18L19 201H16L17 199L19 200V198H20V200H23L24 198H25V196H24V194L22 195ZM30 194H31V192H30ZM41 194H38V195H41ZM81 194V193H80ZM93 194V193H92ZM147 194V193H146ZM152 194V193H151ZM167 194V193H166ZM1 195V194H0ZM41 195V197H43ZM47 195H49V193L47 194ZM57 194H54V195H52L51 197H49V199L50 198H52L53 197V199H54V196H56ZM138 195V194H137ZM170 195V194H169ZM174 195V194H173ZM176 195L177 194H175V198H176ZM242 195V194H241ZM32 195H30L28 198H30ZM58 197H60L59 196V194L57 195ZM88 196V194H81V196H80V198L78 199H74V200H72L71 202L70 201H68L70 204H68V205H62V206H56V203H55V205L53 206V207H61V208H58V209H55L52 213H54V214H50V212L48 211V210H40V211H33L35 208H31V207H41L40 205L39 206H35L33 203H31V205H29V203H28V205L26 206V207H30V208H26L24 205H20L19 204V206L21 207V206H23V207H21V209H26V211L28 212V213H30L32 216L30 217V227H26V226H24V227H21L20 228V230H17L16 232H14V231H12L11 229H8V228H6V227H0V264H32V261L35 259H39L40 258V256H42L43 254H46L48 257H49V259L51 260V261H55V264L56 263H58V261L59 260H55V259H59L60 258V256H61V252H62V250H65V251H68V253H70V254H72L73 256L74 255H76V252H77V246H79L81 243H87V245H89L90 247H91V251H90V253L91 254H93V255H95L96 253H97V251H99L98 249H99V247H101L103 244H105L106 242H104V240L102 239V237H100V236H98L96 233H95V231H93L92 229H89V224H88V222H87V220H86V217H85V211H84V199H86V197ZM135 196V195H134ZM243 196V195H242ZM247 196H246V199H247ZM4 197V196H3ZM18 197V198H17ZM33 197L35 198V195H33ZM45 197H47V196H45ZM147 197V196H146ZM168 197V196H167ZM230 197V196H229ZM1 199H2V197H0ZM7 198H8V196H7ZM11 198H12V196H11ZM15 198H16V200H15ZM37 198V197H36ZM207 198H209V197H207ZM224 198V197H223ZM226 198V197H225ZM4 199V198H3ZM13 199V198H12ZM27 199V198H26ZM26 199H24V200H26ZM31 199L32 198H30V201H31ZM41 199V198H40ZM47 199V198H46ZM46 199L44 198V200L42 199L41 201H42V203H44V201H46ZM52 199V200H53ZM93 199V198H92ZM128 199V201H129V198H127ZM132 199V198H131ZM209 199H212L211 197L209 198ZM214 199H216L217 200V198H214ZM221 200L219 201V198H218V201H214L213 199V204H215L214 202H216L217 203V205H218V208H219V205H220V207L222 206V205H224V206H226L227 204L229 205V201L227 200V199H224V201H223V199L222 198H220ZM250 199V198H249ZM248 199V200H249ZM33 200L34 199H32V201L31 202H33ZM176 200V199H175ZM238 200V199H237ZM16 201V202H15ZM36 202L35 203H37V201L38 200H35ZM60 201H61V199L60 198H58V199H56L55 200V202H59V205H60ZM189 201V200H188ZM226 201V202H225ZM250 201V200H249ZM26 202H28V201H26ZM40 202V201H39ZM47 202H49V201H47ZM62 202V201H61ZM180 202V201H179ZM203 202V201H202ZM211 202V201H210ZM231 202V201H230ZM234 201H232L231 203H233ZM20 203H21V201H20ZM62 203H64V202H62ZM76 204V207H78L76 210H77V213H76V215L78 216L77 218H73V214L75 215V213H73V211H75V208L72 210L71 208H66V206H68V207H70L71 205H73V204ZM174 203V202H173ZM195 203V202H194ZM204 203H205V201H204ZM230 203V205H233V204H231ZM14 204V205H13ZM33 204V205H32ZM48 204V203H47ZM64 204H67V203H64ZM181 204H183V203H181ZM180 204V205H181ZM191 205H190V207L191 206H193L194 204L191 202L190 203ZM196 204V203H195ZM198 204V203H197ZM209 204V203H208ZM212 204V203H211ZM26 205V204H25ZM129 205V204H128ZM176 205V204H175ZM184 205V204H183ZM183 205H181V206H183ZM205 205V204H204ZM216 205V204H215ZM217 205H216V208H217ZM229 205V206H230ZM174 205L172 204V207H173ZM180 206V207H181ZM196 206H198V205H196ZM206 206V205H205ZM210 206V205H209ZM214 206V205H213ZM44 207V206H43ZM74 207V206H73ZM179 207V208H180ZM185 207V206H184ZM190 207L188 206L187 208H188V213L189 212H191L190 210ZM4 208H8V209H10V210H7V209H4ZM161 208V207H160ZM175 208H177V206L175 207ZM179 208H177V209H179ZM192 208H196V207H192ZM216 208L214 207V209H215V211H214V213H215V215L218 217V215L216 214V212L220 209H218V210H216ZM4 209V210H3ZM16 209L17 210H19L18 209V207H16ZM176 209V210H177ZM226 209H227V206H226ZM176 210L174 209V211H175V214H176ZM180 210V209H179ZM187 210V209H186ZM195 210V209H194ZM228 210V209H227ZM9 211V212H8ZM182 211H183V209H182ZM22 212V211H21ZM24 212V211H23ZM193 212V211H192ZM191 212V213H192ZM196 212V210L194 211V213ZM173 213V212H172ZM187 213V212H186ZM202 213V212H201ZM218 213H219V211H218ZM242 213V212H241ZM13 214H14V212H13ZM12 214V215H13ZM18 214H19V212H18ZM140 214V213H139ZM180 214H182V213H180ZM197 214V213H196ZM15 217H16V212H15ZM163 215V214H162ZM212 215V214H211ZM221 215V214H220ZM224 215V214H223ZM254 215V214H253ZM22 216V215H21ZM173 216H175V215H173ZM178 216H179V213H178ZM177 216V217H178ZM187 216H188V214H187ZM194 215L192 214V217H193ZM197 216V215H196ZM156 217H158L157 215H156ZM215 217V216H214ZM174 218H176V217H174ZM189 218V217H188ZM191 218V217H190ZM133 219V218H132ZM157 219V218H156ZM163 219V218H162ZM160 217H159V219L156 221L155 219H154V221L150 218V217H145V218H138V220L141 222V223H143V224H145V225H151L152 227L153 226H159L160 225V223H161V220H162ZM216 219V218H215ZM7 220V219H6ZM10 220V219H9ZM12 220V219H11ZM14 220V219H13ZM134 220V219H133ZM178 220H179V218H178ZM188 220H190V219H188ZM193 220V219H192ZM198 220V219H197ZM210 220V219H209ZM213 220V219H212ZM218 220V219H217ZM236 220V219H235ZM239 220H240V218H239ZM3 221V220H2ZM2 221H1V223H2ZM28 221H29V219H28ZM181 221V220H180ZM187 221V220H186ZM200 220H198V222H199ZM202 221V220H201ZM22 222V221H21ZM198 222H196V220H195V224H194V226L195 225H197V223ZM203 222V221H202ZM206 222V221H205ZM210 222V221H209ZM208 222V223H209ZM11 223H12V221H11ZM16 223V222H15ZM51 223H61V224H63V226H65V228L66 229H68V231L69 232H71L72 230H74V229H76V228H79V227H81V228H86L87 230H88V232H89V235H87V236H84V237H82V238H74V237H70V236H68L67 238L66 237H63V238H60V239H58V241L56 242V244L52 247V249H48V250H46V249H44V248H38L37 246H35V245H33V244H31V242H32V233H33V231H35V230H41L42 228H46V226H48L49 224H51ZM181 223V222H180ZM188 223V222H187ZM201 223V222H200ZM212 223H213V221H212ZM4 224V223H3ZM188 224H190V223H188ZM9 225V224H8ZM23 225H25V224H23ZM22 225V226H23ZM125 225H127V224H125ZM161 225H162V223H161ZM177 225V224H176ZM179 225V224H178ZM185 225H187V224H185ZM200 225H202V223L201 224H199V226ZM205 225V224H204ZM203 225V226H204ZM14 226H16V225H14ZM13 226V227H14ZM181 226V225H180ZM199 226H196V227H199ZM18 227V226H17ZM51 227V226H50ZM205 227V226H204ZM138 228V225H136V224H129L128 226H127V230L130 232V235H133L134 234V232H133V230H135V229H137ZM172 231V230H171ZM203 231H205V230H203ZM170 232V231H169ZM209 232V231H208ZM207 232V233H208ZM113 234V233H112ZM112 234H111V236H112ZM170 234V233H169ZM14 235H16V236H20L19 238H21L22 239V241H23V243H24V247L23 248H21L19 251H17L16 249H14V250H16V252L14 251V256L13 257H8L7 255H6V253H4V251H2V243L3 242H5V241H7V242H11V240H12V238L14 237ZM138 235V234H137ZM163 235V234H162ZM162 235H160V238L162 239ZM205 235H207V234H205ZM110 236V237H111ZM165 237V236H164ZM171 237V236H170ZM169 237V238H170ZM224 237V236H223ZM115 238V236H113L112 237V239H111V241H115L116 239H114ZM168 238V237H167ZM214 238V237H213ZM158 239V238H157ZM159 241V240H158ZM223 242H224V240H222ZM156 243V242H155ZM170 243V242H169ZM168 243V244H169ZM187 243H189V242H187ZM21 244H22V242H21ZM159 244V243H158ZM162 244V243H161ZM160 244V245H161ZM164 244V243H163ZM166 244V243H165ZM180 244H181V241H180ZM193 244V243H192ZM9 245V244H8ZM167 245V244H166ZM170 245H171V243H170ZM183 245V244H182ZM189 246H190V244H189ZM161 247H163V248H165L164 246H161ZM180 247V246H179ZM183 247V246H182ZM185 247V246H184ZM8 248V247H7ZM178 248V247H177ZM174 248L172 247V251H174L173 250ZM184 249V248H183ZM185 249H187V248H185ZM159 250H163V249H158V251ZM178 250V249H177ZM176 250V251H177ZM153 252H154V250H152ZM156 251V250H155ZM158 251L157 252H155V253H151V255L149 254V256H153L154 258H156V259H159V258H161V260L160 261H163L164 263H165V261L167 260L166 258H163V255L161 254V252L160 253H158ZM228 251H229V249H228ZM180 252V251H179ZM140 253V252H139ZM90 254V255H91ZM147 254V256H148V253H146ZM154 254V255H153ZM183 254V253H182ZM13 255V254H12ZM138 256H136L135 257V259H138V260H141V261H143L144 262V259H143V256H139V254H137ZM141 255V254H140ZM177 255V254H176ZM185 255V254H184ZM234 255V254H233ZM70 256V255H69ZM225 256V255H224ZM81 256L79 255V254H77L74 258H75V260H78V258H80ZM69 258V257H68ZM133 258V257H132ZM134 259V258H133ZM132 259V260H133ZM176 260H179V258L178 259H176ZM73 261V260H72ZM255 261V260H254ZM262 261V260H261ZM76 262V261H75ZM80 262V261H79ZM173 262H175V261H173ZM205 262V261H204ZM253 263V262H252ZM261 263V262H260ZM262 263H264V262H262ZM166 264H167V262H166ZM208 264V263H207Z\"/></svg>", "mask_w": 264, "mask_h": 264}]
</instances>
